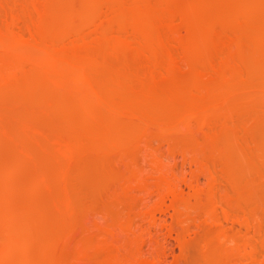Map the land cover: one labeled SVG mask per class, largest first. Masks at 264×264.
<instances>
[{
  "label": "rangeland",
  "instance_id": "obj_1",
  "mask_svg": "<svg viewBox=\"0 0 264 264\" xmlns=\"http://www.w3.org/2000/svg\"><path fill=\"white\" fill-rule=\"evenodd\" d=\"M123 1H125L124 2L125 4L123 3ZM123 1H121V0H119V1L118 0H101V3H100V1L95 0V3H94V0H71V1H69V0H0V28H1L0 33L3 34L2 31H4V30L5 31L11 30V32L9 31V33L10 34L13 33L14 36H17L16 38H18V40L20 41V43L15 42L17 44L16 51L18 53L20 52L19 54L20 55L23 54V56H24V57L19 56L17 52L12 53L11 51L0 46V56H1L0 59L5 58V60L8 61V59H6V58L12 57L11 60L15 61L16 62L15 64H18V66H22V64H23V66L21 67L22 71H20L21 74L19 73L20 75H22V73L23 74L25 73L26 76H29L33 70L32 73H34V72H36L37 74L40 73L41 76H43V74L45 75L44 71H47V70L43 69L44 71H42V68L40 66H36V65L33 66L35 62H33V60L29 57V55H32V53H33V55H35V56L36 55L40 56L45 51L52 49V52L56 51L57 54H60L62 56L60 57V55H57L56 52L54 53L55 55L59 56L61 60H59L58 59L59 57H58L57 58L58 60H55V62L57 64L55 62L52 63V66L55 65L54 68L57 67L56 68L57 70L56 69H53V70L50 69V70L52 72L54 70H56L54 74L56 76L59 75V76L65 77L64 79H66L65 81L67 83L68 77L66 75L69 74L68 72H71L73 70L72 71V74H73L76 71L75 65L73 66L75 69H73V67H71L72 69H70L68 67V65L70 64L69 63L70 61L68 63H66L67 60L71 59V57H72L71 60H73V61L76 60L77 58L78 59L81 58L80 60H82V62L86 63L85 64L86 69L88 70V71L86 70V72L89 73V75L88 74L87 75L90 78V82L84 83V82L80 81L81 85H79L80 82H79V84L75 83L76 86L74 88L76 89L77 85H79V87H80V88L78 87L79 91H78V89H76L78 91V94L82 95V93H84V95H82V96L86 97V99H87V97H89L90 99L89 98L88 99L90 100V103L93 102L91 104L92 105L94 104L93 108H91L89 110H87V108H86V111L84 110V108H79V110L78 109H73V111L71 110L70 111L71 113L69 112V110H65V112L60 111L61 113H58L59 111L57 112L56 109L53 111V108H54L53 106H52L53 108L50 107V109H49V106H51V103L54 104V102L52 101V99L46 98V96L42 97V95H39L42 99L41 100L40 97H38V95L33 96V95H31V93L25 94V92L23 94L22 91H19L20 88H18V91H16V92H14L15 91L14 90L12 92L14 94H12L11 90H10L11 85L8 87L9 89L4 88V91H6V93H8V94L10 92L13 95V97L10 94L9 95L5 94L6 97H4L5 95H3L4 94L3 93L1 95L4 98L2 97L3 100H0V126H1L0 127V134L2 135V136L0 135V138L1 137L3 138V136L6 137V142L3 143L0 141V143L5 144V145L0 144V199H1L0 200V203H1L0 204V211H1L0 220H3L4 222H6L5 221L6 219L11 218V219H13V221L15 219L17 223L20 221L18 224L21 223L20 224L21 228L23 227L25 230L24 229L19 230V228H20L19 227L18 233L20 235V233L25 231L23 233V236L25 239L27 238L26 240L30 241V246H28L29 243H27V246L29 247L28 248L29 251H27V253L29 255H27V253H26L25 254L26 257H24L25 259L26 258L28 259L30 257L29 258L30 261H28L29 264H47L48 261H50L49 262L50 264H105L106 262H107L106 264H109L111 262V260H113L114 262L116 260H118V262L116 261L117 264L118 263L119 264L120 263L121 264H141L142 261H144V262L149 261V262H152V264H205L206 262L203 261L204 259L202 256L204 254L203 253L204 244L202 241L204 240L203 239V238H205L204 234L206 233V231L204 229L205 228L210 229L209 226H211V225H209V223H211V222H210V220H208V216L206 217V215H205L206 213L203 214L205 211H202L199 207L198 209L201 210L199 212V211H197L198 209L195 210V206L197 207V205H199L201 202H203L201 204H203L202 207H204V204L206 205V202L208 200H207V195L204 194L205 191L203 194L201 193L199 195V197L195 194L196 195V197H195V195H192V193L194 191L191 190L190 188H191V184H192V186L202 188V190L203 189L206 190V189H209V188L214 186L215 189L217 190V191L216 190L214 191V193L217 195V196H215V198H216L215 201H217V203L218 202L220 203V204L218 203L219 208L217 207L218 210L216 211L217 212L216 217H218L220 220L218 222H220V224L222 223V225H218L220 227H217V228L221 229L224 233H226V235H228L227 237L229 239L228 238H227L228 240L226 239L228 241V243L227 242H226L227 244L225 243L226 247H227V251H229L230 249H234L235 244L239 242L240 238H242V240L240 239L241 244L240 243H238V244L240 246H242V248H240L241 252H242V249H243V251L246 250L244 254L242 252V259L243 260L241 258H240V260H237V256H238L237 255L235 257L236 262L233 263L234 260L232 258L233 262H230V263L231 264H237V263L238 264H264V151H263L264 150L263 149V147H264V141H263L264 140V138H263L264 137V132H263L264 131V103H262L264 101V86H263L264 85L263 84L264 83V74H261L260 76L257 77L258 74L253 73L254 74L253 75L251 73V71L254 70V67L256 66V64L258 62H260L259 64H257L258 66L260 64H263V66H264V62H263L264 59L261 58L262 56L264 58V51L260 50V52H262V53L260 54V52H259V54H258L259 50L256 51V49H255V51H256L255 52L254 49H252V48H254V46L251 45V46L247 47V43L245 42V41L250 42V40L253 41L251 39L252 37L257 38V36H261L260 38H263L264 37V31L262 32V30L260 28H258L257 24H259V22H256V24L250 23V24H244L243 25V23L240 24L241 22L239 20H238L239 24H236V23H238L237 20L234 21V23H233V21L232 22L225 21L226 25L223 24V26L221 25L222 24V22H221L218 26L217 25L215 26L217 29L214 27L209 31L210 32L212 31L211 36H213L212 37V39L214 38L213 40H215V37L217 36L216 41L217 40L220 41V38H221V40H223L225 42V43L223 42L224 45L227 43L228 46L227 45H226V47L224 46L225 49H223L222 52H220V51L216 52L215 51L214 55H211L212 51L209 52V50H212L213 48L211 49V48L207 47V48H209L207 51V50H205L206 46L203 47V45H202L203 49L205 48L204 50L207 51L206 53H204L205 51H203L201 46H199V49H196V47H195L196 43H194V41H197L199 39L204 40L206 38L208 39V37L211 38V36L209 35L210 32H208V33L204 32L203 33V31L200 32V30H197L196 28H194L195 29L194 34H195V36H197V38H198L197 39L195 36H193L194 34L192 33V31L191 32L189 31L190 30L189 28H191V27L188 28L187 25H183L184 21L181 20L182 19L181 15L183 13H185V11H186V13L189 12L188 7L186 8L189 0H123ZM223 1H225V0H223ZM230 1H232V0H230ZM81 4H82V7H81ZM138 4H140V7ZM123 5L125 7H123ZM86 6H87V8H86ZM50 7L52 8L51 10H50ZM124 8H125V10H123ZM79 9H81V10H79ZM149 9H150V11H149L148 17H149V15L151 17L148 18L149 19L148 23L150 22L148 26H150L151 23L154 20H156L157 17L155 15H158V14L159 15H158L157 21L160 19L161 22L159 20V22H157V23H159V24L161 23V24L159 25L155 21V23L154 22L153 23L156 24L157 27H156V25L154 27V24L152 23V25L150 26L151 30L149 29V27H148V30H146L144 25H143V30H142V26L140 28H139L140 25L136 26L137 22L135 20H140L141 16L139 14L142 12H147ZM122 11H125V12H122ZM135 11L138 14L137 15L136 14L131 15V12H132V14H134V13H136ZM257 12L258 13H256V14L257 15L259 14L260 18L262 19L263 18L262 16L264 14V4L262 5V7H259ZM60 13L64 14V15L61 16ZM121 13H123V16ZM124 13H126V14H124ZM120 14H121V17H120ZM153 14H154V17H153ZM162 14H163V16L166 17L165 20H164L165 17L161 16ZM125 15H127V16H125ZM137 17L139 19H137ZM58 18L60 21L58 20ZM55 19L57 20V22L59 21V25ZM132 19H134V20H132ZM261 19H259V21ZM61 20H63V21H61ZM51 21H52V23H51ZM164 21H167L168 25ZM55 22L57 24H55ZM60 22H62V23H60ZM64 22L66 23V25H64L65 24ZM138 22L141 23V21H138ZM170 22H172L173 24L175 23V24L174 25L170 24ZM180 22H182V23H180ZM143 23L145 24V22H143ZM45 24H48L50 27L53 26L54 28L55 27L57 28V26L58 27L60 26L61 28L60 29L58 28V32H57L56 28L54 30L51 27L53 29L52 30L50 27H48V25H45ZM67 24H70V25H67ZM126 24H127V26H126ZM171 25H173V28H171L172 27ZM226 26H228V27H226ZM255 26L259 30L257 28H255ZM233 27L238 28V29H235ZM106 28H107V30H106ZM220 28H222V29L220 30ZM43 29H45V30H43ZM48 29H49V31H48ZM213 29H215V30H213ZM239 29L241 30V32L239 31ZM145 30H146V32H145ZM158 30H159V32H158ZM256 30H258L257 31L258 33H256ZM50 31H51V33H50ZM147 31H148V34L150 36L148 34H146ZM260 31H261V33H260ZM43 32L46 33L45 37L43 36V35H45V33H43ZM220 32H221V34H220ZM251 32L256 34V35H253ZM9 33H7V36ZM39 33L41 34L44 41L41 40L42 38L39 35ZM143 33L145 34V36ZM158 33H161V34L157 36ZM215 33H218V34L216 35ZM5 34L6 33H4V35ZM204 34H208V35H204ZM106 35H107V37H106ZM161 35H163V37H165V38L162 39ZM221 35H222V37H221ZM237 35H239V36L237 37ZM241 35H242L243 40H244L243 42H241V39H242ZM249 35L250 36L252 35L251 38L249 37ZM55 36H56V38H55ZM234 36H236V37H234ZM190 37L192 38V40ZM44 38H46V39H44ZM50 38H52V39L55 38V40H54L55 41V47L53 44L54 41ZM155 38L159 39L158 42H160L162 39V41H164V45L161 44L162 45V47H161L159 44H157L156 43L157 40ZM232 38L235 40L236 39L240 40V41H237V43H238L237 44L236 41L233 40ZM246 38H250V40H247ZM32 39H33V41H32ZM169 39H171V40H169ZM193 39H197V40H193ZM50 40H52V41H50ZM154 40H156V41H154ZM228 40L230 42H227ZM231 40H232V42H231ZM263 40H264V38H263ZM27 41H29L30 43ZM117 41L119 42V44H115ZM51 42H53L52 43L53 46L49 45V44H51ZM239 42H241V43H239ZM244 42H245V45H242ZM153 43H155L156 45H159L160 47L159 46L157 47ZM232 43H234V44H232ZM170 44H171V46H169ZM200 44H203V43L201 42ZM239 44H241L242 47L239 46ZM187 45H189V46H187ZM232 45H235V46H232ZM153 46L157 47L158 49L156 50V48L155 47L153 48ZM164 46L166 49L164 48ZM243 46H245V47H243ZM40 47H42L45 50H43ZM53 47H54V49H53ZM190 47H191V49H190ZM192 47H194V49H196V50L194 51V49ZM151 49H154V52ZM2 50L4 52L6 50V53L2 52ZM39 50H41V51H39ZM85 50L88 51V54H89L88 56H87V53L84 52ZM150 50L152 53L150 52ZM70 51L72 52V54ZM75 51L76 52L79 51V52H77V54H76ZM155 51L159 55L161 53L160 57H157L158 55H155L156 54ZM161 51H163V52L166 51V52H164V54H162ZM26 52H31V53H26ZM61 52L63 54H61ZM231 52L233 53V55L231 54ZM35 53H37V54H35ZM74 53H75V55H77L75 57L76 59L73 56ZM203 53H204V55H203ZM4 54H5V56H4ZM16 54L18 56H12V55H16ZM102 54L104 55V57H102L103 56ZM206 54H210L208 58H210V57L213 58L215 56L214 60L216 63H220L224 59L226 60L229 58L228 60L231 62V63L229 62L230 65L232 64V66L233 65L238 66V67H236L238 69L233 68L230 70V65H228V68H227L228 70H226V72L230 71L226 75L227 77H228V75H230L231 72L235 73L234 69L236 71H238V70L241 71L242 74H240V72L237 73V74H240L241 76L240 75L237 76L235 74V76L238 77V79L236 78L238 83L235 81L236 79L233 77V75H234L233 73H232L233 74L232 77L234 79L230 78L231 76L228 77V81H226L227 84L225 81H223L224 84L221 82H220L221 84H217L218 83L217 80H219L218 79L219 77L215 76L218 78H217V80H215L216 82L215 81H213V82L217 85H224V86H226V88L223 90H220V91H215L214 93H212L213 95L208 96L207 103L208 104L211 103L210 104L211 107H209V109H207V111H205L203 113H191L192 111H190L191 114H189V115L186 114L184 117H182V119H180L178 117L180 120L177 121V123L175 122V125L176 124L177 125L176 126L174 125L171 128L168 127V129L165 126L166 125L165 122L162 124L161 122L158 123V121H157V123H156L157 126L153 125V122H151L152 125H151V123L149 124L148 122H150L149 120H151V119H149L150 117L149 116L145 117L146 115H149V114H147L146 112H143V111L146 108H148V110H149V108H151V106H153V104L155 105V103H156V101L154 100V99H156L155 95H158L160 93L164 94L163 97L160 95L161 99H163L164 97L169 98L170 96L175 94V90L180 91V93L183 92L184 90H186V91H184V93L186 92L188 94L185 93L186 94L185 95L183 93L181 95L184 97V100H185L186 96L187 97L189 96L187 99H188V102H190L189 101L190 96H191V98H193V96H195V94H198V95L195 96L193 99L194 100L199 99L198 96L200 97V95L202 94V93L200 94V92H204V91L199 92L196 88H194V84H191V83H193V81L197 79L195 76L197 74L196 71L199 72L203 69L205 70V68H206V70L203 72H205V73L207 72L206 74L204 73L206 75V78L203 77L200 82L203 85H208L210 83H213L212 81L211 82H209V81L211 80V78L214 80V77L212 75L214 73V70H213V72L211 71L214 68L210 67L208 65L207 62L209 59L208 58H207L208 60L206 59V57H207V56H205ZM226 54H227V56H226ZM65 55H66V57H69V56L70 57L66 58ZM165 55L168 58L170 56L174 57L176 59V61L174 58H170L168 60V58ZM229 55H230V57H229ZM232 56L234 58H232ZM252 56H254L253 59H255V60L259 59L256 61V64H255V62H252V60H253ZM14 57L21 59V62L18 59V61L20 62V65H19V63H17V60H16L17 58L15 59ZM62 57H65V58H62ZM161 57H162V60H161ZM155 58L156 59L160 58V59L155 60ZM23 59H24V61H25V59L27 60V61H25L26 64L23 63L24 62ZM63 59H67V60H65L66 62H64ZM93 59H94V61H92ZM85 60L88 62V64H87V62H85ZM154 60L156 62H154ZM171 60H174L175 62H177V64L174 63V61H173L171 63V64H173V66H172L170 64ZM260 60H262V61H260ZM161 61H162V63H160ZM163 61L165 63H168L167 66L165 65V63H163ZM30 62H32V63H30ZM89 62H91V63H89ZM100 63H102V64H100ZM104 63H105V65H104ZM157 63H160L161 66H160V64H157ZM15 64L13 63L12 65H14L15 66L14 68L17 69L18 67L16 68ZM174 64H176L175 70H173ZM204 64H206V66L208 65L207 66L208 68ZM56 65H58L59 67ZM156 65H159V67ZM162 65H163V68H162ZM179 65H181V66H179ZM198 65L201 67H198ZM219 65L217 64L218 67L221 66V65L220 66ZM10 66H11V64H10ZM24 66H26V68ZM153 66L154 67L156 66V67L154 68ZM179 67H180V69H179ZM194 67H196V68H194ZM250 67L253 69L251 70ZM14 68H12L13 71H14ZM49 68H51V67H49ZM67 68L69 69V71L66 72ZM168 68H170V69L172 68V71ZM198 68H199V70H198ZM209 68L210 69L212 68V69L208 70ZM244 68H245V70H244ZM19 69L20 68H18L16 70V73H14L10 70V68H9L10 72H8L9 70L7 68L8 71H4V73L5 74L7 73L8 75H9V73H10V75L11 74H17ZM25 69H28V70H25ZM105 69H106V71H105ZM152 69L155 70V73H154V70H152ZM176 69L181 70V72H179V70H176ZM0 70H3L2 67L0 68ZM4 70H6V68ZM60 70H61V72H60ZM63 70H65V71H63ZM159 70H160V72H158ZM25 71H27V72H25ZM28 71H29V73H28ZM173 71H174V73H173ZM47 72H49V71H47ZM52 72L49 74H51V76H53V77H56ZM157 72H158V74H156ZM195 72H196V74H195ZM247 72H249V73H247ZM4 73H3V75H4ZM27 73H28V75H27ZM160 73H161V75H160ZM164 73H166V74H164ZM209 73H210V76H209ZM98 74H101V75L98 76ZM125 74H127V75H125ZM185 74L187 77L185 76ZM22 76L24 77V75H22ZM70 76H72V75H70ZM94 76H95V78H91ZM149 76L151 79L149 78ZM151 76H153V77H151ZM158 76H159V78H158ZM160 76H162L161 79H160ZM191 76H192V80H191ZM208 76H209V78L211 77L209 81L207 78ZM62 77H60L58 79H61ZM108 77L111 79H109ZM126 77H128V78H126ZM194 78H196V79H194ZM251 78H253V79H251ZM64 79L61 80V83L64 82L63 81ZM158 79H160V80H158ZM170 79H171V81H173V82L175 81V82L171 83ZM223 79H225V77ZM223 79L220 78L221 81ZM49 80H46V81H49ZM162 80L164 81V83ZM166 80H167V84H166ZM186 80H188V81H186ZM232 80L234 83L232 82ZM154 81L155 82L159 81L158 83L160 85L158 83H156V84L153 83ZM160 81L162 82V84ZM75 82H78V81H75ZM230 82L233 83L234 85L231 84ZM110 83H113V84H110ZM176 83H179V84H176ZM194 83H195V81H194ZM50 84H51V82H46V85H48L47 87L49 88V86H51L50 88L52 89L53 84H51V85ZM63 84H61V85H63ZM95 84L96 85L98 84V85L94 86ZM146 84H148V86ZM243 84H244V86H243ZM254 84H258V85H254ZM261 84H262V86H261ZM16 85H18V84H16ZM82 85L84 87H82ZM116 85H119L118 86L119 88ZM185 85H186V87L189 86V87H187L188 89L191 87V85L193 87H191L192 89L190 88L189 90L188 89L183 90V87L185 88ZM60 86H58V87L53 86V89H55V90L53 91V89H52V93H53V95H54V93L57 94V95H54L55 97L60 98V96H63V98L61 97V99H64L65 98L64 96L66 95L68 98H65V100H68V101L71 98L70 97L71 93L74 94V96L72 95L73 96L72 99L75 98V96L77 97V95H78L76 93L77 91H73V92L70 91V93H69V91H68L69 89L67 88L68 84H67V86L65 85L63 89ZM107 86H109V87H107ZM150 86H151V88H150ZM172 86L174 87V89L178 88V90L177 89L174 90ZM175 86H177V87H175ZM259 86H261V89H258ZM14 87H15L14 89H16V86H14ZM92 87H94V88H92ZM140 87H141V89H140ZM152 87L155 88V90H153ZM95 88H96V91H97V89H102L103 91H105L104 93L106 96V100L108 102H109V100H112V99H113L112 101H114V102H115V100H117L115 103H118L120 101L121 102L123 101L122 103H124V101L126 99L128 100L130 97L125 98V100H124V99H122L124 97H121V96L123 94L130 95L131 93H133L130 96H134L132 98H135L136 96H138L137 98H135V99H138V100H136L137 103L136 102L134 103V101H135L134 99H132V98H130V99L134 100L133 104L136 105L135 106L136 108L138 105V107L140 108V111L139 110H138L139 112L136 111L137 114L135 112H132L134 115L135 114L137 115V116L136 115L133 116L132 114L129 115V113H131V112H129V113L127 112V111H130L129 108H127L125 111L124 109L126 107H123V106L120 107L118 105L120 107V109L117 110V108H119L118 106L115 107L113 105H110V103H108L106 101L108 103L107 104V103H105V101L103 102L101 100V98L95 96L94 92H96V91L93 92V89H95ZM180 88H182V89H180ZM193 88L195 89V92H197V93H195V92H193L195 94L192 93V91H194ZM262 88H263V90H262ZM58 89H60V90H58ZM65 90H66V92H65ZM138 90H141V91H138ZM158 91H160V92H158ZM188 91H191V93ZM231 92H233V93H231ZM147 94L149 97L151 96L152 98L151 97H150V99L146 98V97H148V96H146ZM225 94L228 97L229 96L230 97L228 98ZM232 94H234V95H232ZM28 95H29V97H28ZM118 95H120V96L118 97ZM215 95H216V97H215ZM105 96H103V97H105ZM142 96H144V97H142ZM160 96H158V97L160 98ZM210 96L212 97V99H210L211 98ZM217 96L223 97L224 99H222V100L224 102L222 101V103H220V101H221L220 99H219V101L215 100L216 98L217 99L219 98ZM32 97H34V98H32ZM35 97H37V99ZM126 97H128V96H126ZM153 97H154V99H153ZM26 98H27V100H26ZM167 98L164 100H168ZM30 99H32V101ZM33 99H35L34 100L35 102L33 101ZM151 99H153V100L150 101ZM187 99H186V101H187ZM225 99H226V101H225ZM28 100L34 104L29 102ZM46 100L52 101V102L46 104V102H47ZM118 100H120V101H118ZM190 100H192V99H190ZM250 100H252V101H250ZM36 101H38V103L43 102L44 104L43 103L38 104ZM153 101H154V103H153ZM230 101H231V104H233L235 102L234 104L236 106L234 104H233V106L229 105L228 103ZM8 102H9V105H12V103L15 102L14 104L19 105L20 107H18L16 105L15 106H9ZM3 103H4V105H3ZM5 103H7V104L5 105ZM22 103L23 104L25 103L26 105L25 104L22 105ZM30 103L32 105H34L35 107L37 105H39V107L41 106L40 108L37 107L38 109L37 108L36 109L37 110L40 109L39 111H43L42 113H44V114L43 115H42V113L39 114V112L37 110L32 108L34 106H32ZM27 104L30 106H28ZM255 104H257V105H255ZM108 105L112 106L113 108L110 109ZM142 105L144 106V108ZM226 105L228 107H226ZM21 106L23 107L22 109H20L19 111L16 110V108L17 109L21 108ZM26 106L28 109L29 108L30 109L28 110L26 108ZM44 106H45V108H44ZM237 106L241 109L240 112H238L239 108ZM218 107H219V109H218ZM6 108H8V109L6 110ZM25 108L27 110H25ZM221 108H223L222 109L223 111L221 110ZM237 108H238V110H237ZM14 109L16 110V112L20 116L22 115V117H24L27 120H24L19 115H17V113L14 111ZM33 109H34V111H33ZM44 109L47 111L49 110L50 113H52V115L51 114L49 115V113L47 111H46L47 112V115H46L45 114L46 112L44 111ZM112 109H113V111H112ZM76 110L80 113L78 114ZM81 110H83L85 112H83ZM115 110H116V112H115ZM123 110L126 112V113L124 112L125 114L123 113ZM35 111H37L38 113H36ZM51 111H53L54 113ZM232 111H234V112H232ZM257 111L259 114L257 113ZM25 112H27V115ZM30 112H32L33 114ZM97 112H98V114H96ZM117 112H120L123 114L121 115L120 113H117ZM172 112L173 111H171L170 113H172ZM187 112L189 113V111H187ZM28 113H30V116L28 115ZM76 113L78 114L77 116H76ZM143 113H146V115H144ZM231 113L234 116L230 115ZM240 113H241V116H239ZM117 114H119L120 116L124 115V117L127 114L128 116H130V119L127 118L128 117L127 115L125 118H123V117L117 116ZM25 115L27 117H25ZM31 115H32V117H31ZM72 115H75V116H72ZM100 115H101V117H99ZM115 115H116V117H115ZM142 115H144V117H142ZM187 115H188V117H187ZM212 115H214L215 117H221L222 116V118L216 119L214 116L211 117ZM226 115L228 117H226ZM35 116H36V118H35ZM38 116H41V117H38ZM60 116H63V117H61V119H63V120L59 119ZM139 116H141V118ZM230 116L233 119V120H231V122L229 121V118H231ZM64 117H65V120H64ZM37 118H40V119L43 118L42 124H40L41 120L39 119L40 120L39 121ZM44 118L46 120H44ZM136 118L138 119V122L140 119L143 122L141 123V121H140L138 123ZM144 118H145V120H144ZM209 118H210V120H209ZM51 119H53V120L51 121ZM56 119L60 120L61 124H62V121H64V124L66 123L65 126H66L67 130L63 126L64 124L61 125L59 123L60 121L58 122ZM72 119L74 122L70 121ZM187 119H189V120H187ZM219 119H221V120H219ZM246 119H248V120H246ZM31 120H32V123L34 122L33 124L31 123ZM36 120H38V121H36ZM78 120H80V121H78ZM23 121H24V123H23ZM49 121L54 122V123H52V126H50L51 124ZM56 121H57V123H56ZM76 121H78L79 123H77ZM103 121L105 123H102ZM123 121H125V123ZM183 121H185V122H183ZM38 122L40 125H38ZM46 122L50 125L46 124ZM109 122H110V124H109ZM261 122H263V123H261ZM15 123H17V125ZM27 123H29V125ZM107 123L109 125H107ZM114 123L118 124L121 127H118V125L116 126ZM137 123L140 126H141V124L145 123L144 125H147V126H142L140 128L137 125ZM178 123H180V124H178ZM191 123H193V124L191 125ZM3 124L5 125V127ZM44 124H45V126H44ZM57 124L61 127V130H60L59 126H57ZM113 124L116 127H114ZM194 124H195V126H194ZM221 124H226V125H224L222 127V126H220ZM46 125H48V126L46 127ZM70 125H72V126H70ZM106 125L110 126V127L113 126L115 129L112 130V128L106 127ZM127 125L129 126L128 128L126 127ZM132 125H135V127L132 128ZM150 125H151V127H150ZM159 125L160 126L164 125L163 127L166 128L167 130L162 128V127H161L162 129H160ZM68 126H69V128H68ZM76 126H77V128H76ZM124 126L126 128H124ZM191 126L193 127V129ZM9 127H10V130H8ZM72 127L74 130L76 128L77 132L74 131L72 129ZM122 127L124 129H128V131L137 135L136 140H138V141H135V137H133V138L128 139V141L126 139L124 141L125 144L123 142L124 145L122 144L121 146H118L120 144L116 141L114 142L113 139H112L113 141H111V139L108 138L107 140L105 139L106 141H104L103 139L100 138L102 140L101 141L97 137L94 138V136H95L93 134L94 131H95L94 133L97 134L98 130L102 131V130H105V128H107V129L110 128L111 129L110 133H112L111 135H113V133H115L114 130H116V135H117V132H118V134L121 133V132H119L120 131L119 129ZM224 127H226L227 129H224ZM11 128H13V129H11ZM56 128H59V129H56ZM85 128H86V130H84ZM180 128H182V129L180 130ZM235 128H236V130H234ZM146 129H148V130H146ZM121 130H123V129H121ZM144 130H145V132H144ZM178 130H180L181 133ZM187 130L188 131L190 130V131L188 132ZM223 130L225 132H220ZM5 131H7V132H5ZM9 131H11V132H9ZM78 131H80V132H78ZM111 131H113V132H111ZM135 131H136V133H135ZM146 131L150 132V135H152V136L148 135L149 133ZM22 132L23 133L26 132V133L23 135ZM61 132L64 135H61L62 134ZM75 132L79 133V135H77ZM106 132H104V133H106ZM164 132L167 134H165ZM172 132H174L173 135H175V138L178 135H180L179 137H177V138H179L178 139L179 141L173 137ZM251 132H253V133H251ZM15 133H17V135ZM29 133H30V135H29ZM33 133H37V134H33ZM54 133H56V134H54ZM70 133L72 135H70ZM73 133H75V134L73 135ZM99 133L97 134V136L100 135ZM104 133H102L103 136H104ZM162 133H164V134H162ZM186 133L188 134V136H186L187 135ZM57 134L60 135L59 138H58ZM80 134H82L81 135V138L83 137L82 140L79 139ZM145 134H146V136L147 135L148 136L146 137ZM153 134H155V135H153ZM184 134H186V135H184ZM211 134H212V136H211ZM218 134H220V135L217 137ZM50 135L53 138H50ZM135 135H133V136H135ZM181 135L183 136V139H182ZM213 135H214V137L216 136L217 139L213 138ZM25 136L26 137L30 136V137H28L30 140L28 138H26ZM40 136H41V138H40ZM73 136H74V138H72ZM84 136H86V138ZM209 136H211L212 138ZM5 137L3 138V140L5 139ZM20 137H22V139ZM70 137H71V139H73L72 141H74V143L71 141ZM100 137H101V135H100ZM106 137L107 136H105V138ZM141 137H143V138H141ZM205 137L206 138L209 137V139L208 138L205 139ZM16 138H19L18 142H17ZM43 138H45V139H43ZM23 139H28V142L31 141V143H29V144H32V145H29L27 140H23ZM38 139H39V141H38ZM74 139H76V140H74ZM92 139H94V141ZM97 139L102 143H99V141ZM172 139L176 140V142L178 141L180 143V146L177 147V144H176V146L173 145V144H175L174 143L175 141H173ZM233 139L235 141H233ZM13 140H14V142H13ZM63 140H66V141L68 140L67 142L71 141L72 142L71 144L72 145L74 144L73 148H75L76 150L74 149V151H72L73 153H71V154H69V152L66 153L65 150L67 151V149H66V143L67 142L63 141ZM80 140H81V142H80ZM95 140H97L98 143H96ZM131 140L135 141L134 145H133V143H131L132 144L131 146H130V143L129 144L127 143V145H126V141L130 142ZM206 140H209V141H206ZM210 140H212V141H210ZM15 141H16V143H19V142L21 144L24 143L23 145H21L19 143L24 148L22 149V147L20 145L15 144ZM24 141L27 142V144ZM77 141L79 142V144ZM239 141H241V142H239ZM63 142L65 145L63 144ZM75 142H77V143H75ZM172 142H173V144H172ZM207 142H213L215 144L211 143L213 145L212 146V145L208 144ZM233 142H235V143H233ZM237 142H239V143H237ZM6 143H8L9 145ZM44 143H47V144L45 145ZM224 143L226 145H224ZM33 144H35V145H33ZM93 144H94V146H93ZM115 144H117V146ZM205 144H206V146H205ZM207 144L212 146V147L207 148V146H208ZM245 144H246V147H245ZM51 145H53V146H51ZM128 145L130 147H128ZM25 146H28V147L30 146V148L26 147L27 149H25ZM46 146H48V147H46ZM76 146H77V148H76ZM125 146H126V148H124ZM181 146L186 149V150L184 149L185 152H182L183 148H181ZM33 147H34V149H32ZM38 147H39V149H38ZM120 147H122V148H120ZM213 147H215V148H213ZM222 147H224V148H222ZM260 147H262V148H260ZM44 148H49V149H44ZM52 148L58 154L53 153ZM62 148H65V150ZM78 148H80L81 150ZM209 148H211V149H209ZM212 148L214 149L213 151H212ZM220 148H221V151H220ZM233 148L234 149L236 148V151ZM244 148H245V150H244ZM114 149H116V150H114ZM128 149H129V152L126 151ZM217 149L219 150V152L217 151ZM238 149H240L242 151V152L240 151V154H241L240 157L242 156L241 159L244 157L243 161H247L249 164H247V162H245L246 165H248V166L250 165L248 167L249 173L248 172L245 173V171H248V168L246 166H245V168H247V169H245V171L243 170L244 169L243 166H241L242 160L240 161V159L238 157L239 156V153H238L239 150ZM38 150H43V151L49 150L48 151L49 154L47 155L46 153H48V152L45 151L46 153L44 152V154H46V155H44L43 151H38ZM77 150H79V151H77ZM225 150H227V152L229 151L228 156L226 155L227 152ZM237 150H238V152H237ZM76 151L79 152V154L76 155V153H75ZM244 151L246 153H244ZM41 152H42V154H41ZM105 152H107V153L105 154ZM201 152H202V154H201ZM191 153H192V155H191ZM259 154H260V156H259ZM224 155L227 156V159L230 157L231 162L229 160H227L228 165H226L227 164L225 162L226 157ZM236 155H238V156H236ZM195 156H197V158H195ZM31 157H32V159H31ZM49 157L51 158V160L49 159L47 162L46 160ZM237 157H238V161H237ZM18 158L19 159L21 158L20 159L21 161L18 160ZM193 159L195 160V162L193 161ZM15 160H17L16 163H15ZM27 160H29V161H27ZM24 161L25 162L27 161L26 162L27 164ZM35 161L38 162L37 165H36ZM45 161H46V163H45ZM200 161L202 164L199 163ZM29 162H30V166L32 168L30 166L27 167L29 165L28 164ZM59 162H60V164H59ZM33 163H34V165H33ZM57 164L61 165V167L59 166L60 169L56 168ZM18 165H21V166H18ZM230 165H232L233 168H231ZM239 165L241 168L239 167ZM24 166L27 168H24ZM253 166H255V167H253ZM19 167H21V168H19ZM63 167H65V168L63 169ZM225 167H227L226 168L227 170H229L230 168L231 169L229 171H227V170H225ZM234 168H235V170H234ZM237 168H240V170ZM21 169H23V170H21ZM61 169H63V170H61ZM25 170H27L26 173H25ZM59 170H60V172H58V174H57V171H59ZM239 171H240V174L236 175V173H239ZM228 172H230V173H228ZM113 173H114V175L111 176ZM209 173H212L213 175L215 173V175L213 177V179L215 178L214 180H211L212 178H210V177H212V175L210 176ZM243 173H245V175H243ZM231 175L234 176L233 182H235V184L231 180V178L233 177ZM235 175H236V177H235ZM243 176H245V178ZM59 177H61L63 180ZM121 177H122V179H121ZM164 177L165 178L168 177V178H166L167 180L170 178V181H172V180L174 181V185L176 184L180 188L179 189L181 191L180 193H182L181 196H183V198H185L184 200H187L186 202L189 203V205L185 204V205H188V209L185 208V206H184L185 210L183 207H180V208H182V211L179 209L182 212V213L180 212L181 214L179 213V215L184 216V217H181V220H182L181 222H179V221L177 222V219H178L177 217L175 220V215H177V216H179V215L177 213H175L176 210H174V208L171 206L172 205L171 199H170L171 197L166 198L167 196L165 197V195L163 197L162 191L160 192V193H162V195H161L159 193L160 189L158 190V188H157L159 186L158 184L163 182V181L160 182L161 178L164 179ZM56 178H58V181ZM38 180L40 183L38 182ZM40 180H42V182H43L42 185H41ZM61 180H62V182H61ZM210 180H211V182L212 181L213 182L211 183ZM47 181L49 183L51 181L52 182L50 184H48ZM58 182L59 183L61 182V183L59 184ZM51 184L56 185V186L55 185L54 186L56 187V189H59L57 191L58 193H56L54 191L55 188ZM211 184L213 186H209ZM130 187H132L133 190L130 191ZM207 187H209V188H207ZM124 190L130 191L129 192L130 194L125 193L128 195L129 198L127 196H126L127 198L124 196V194H123ZM240 190H241V192H240ZM243 191H244V193H242ZM57 195L58 196L60 195L61 198L58 199L59 197H57ZM202 195L205 197H203ZM161 196L163 198H165V200L162 199ZM198 198H199V200H198ZM3 199H6V201ZM54 199L57 201H55ZM119 199H120V201H118ZM124 199H126L127 201ZM1 201H3V202H1ZM66 201H68V202L71 201L70 203L72 205H69V206H71V207H69L70 210H68L69 208H65V205H66V207H68V205L66 204ZM9 202H11V204ZM56 202L57 203L59 202V203L57 204ZM2 203H3V205H2ZM39 204L40 205L44 204V205H42V207H43V209H45V211L43 209H41V206L39 207ZM2 206H3V208H2ZM222 206L224 208H227L226 209L227 212L224 209L226 214H227V217H225L226 214L224 213ZM193 210L195 211L194 214H193V212H194ZM42 211H43V213L47 211L48 212V213L46 212L47 215L45 213L43 214ZM40 212H41V214H43V216L42 215L40 216ZM191 213L193 215H191ZM6 214L9 215L10 217L8 216L9 218L7 217L6 219H4L5 216H7ZM49 214H50L51 219L47 218L49 216ZM52 214H54V215H52ZM55 214L60 215L59 219H58V225L59 226H57V228H56V224H55L57 222V220L56 219L52 220L55 217ZM65 214L67 216H65ZM190 215L193 216L194 219L192 218V220H191L190 218H188ZM44 216L46 218H44ZM40 217L42 219H39ZM56 217L58 218V216H56ZM64 217H66V220L64 219ZM245 217L249 220L248 222H250L248 225L243 223L245 221L244 220ZM1 218H3V219H1ZM187 218H188V220H191V221L190 222L187 221ZM242 218L244 220L243 222L240 221ZM67 219H69L70 221ZM51 221L52 222L56 221L54 223L55 225L52 224L53 229L52 228L51 229L53 231L49 227V226H51L50 225ZM1 222H0V227H1V225H3V223L1 224ZM12 222L10 221L9 223L13 224ZM46 222H49L50 224L47 225L48 223H46ZM182 222H185V223H182ZM9 223H5V225L9 224ZM60 224L62 225V227L60 226ZM212 224H213V222H212ZM45 225L47 226V228ZM10 226L13 227L12 225H10ZM70 226H72V227H70ZM3 227H4V225L2 226V228ZM59 227H60V229H64V234H63V231L59 229ZM183 227H185L184 229H187V233L183 232L181 234ZM214 227L215 226H213L212 228H214ZM8 228L12 229L9 226H8ZM69 228H70V230H69ZM248 228H251V229H248ZM15 229H17V228H15ZM15 229H13V230H15ZM56 229L59 232H61V234H59V232L58 233L55 232ZM184 229H183V231H184ZM215 229H216V227H215ZM47 230L49 233L47 232ZM179 231H180L181 235L178 233ZM198 232L200 234H198ZM15 233H17V232H15ZM18 233H17V235H18ZM66 234H68V236H66ZM49 235L53 236L55 238V239H53L54 242H55V240H57V243L55 242L56 245H55V243L51 244L53 241L49 244V241L52 240V238H53V237L51 238ZM60 235L61 236L65 235V236L60 237ZM242 235H243V237H245L247 235L249 237L247 236L248 239H246V237L243 239ZM180 237H182V239L184 240L185 243L187 241L188 244L186 243L185 245H189V243H190V245H189L190 249H187L185 251L182 248L181 244H179L180 243L179 242ZM18 238H21V237L18 236ZM24 238H22V239L25 243L26 241L24 240ZM232 239H233V241H231ZM46 240H48V241H46ZM245 240L247 242L246 244H245ZM58 241H60V242H58ZM61 241H62V244H64L63 246L61 244ZM33 243H35V244H33ZM58 244L61 245V248H60V245H58ZM249 244H251V245H249ZM33 245H34V247H33ZM252 245H255V247H257V249H256L257 254H258V255H256L257 259H254L255 257L253 255H255V254H251V253L255 252V250L252 252V250L254 249V247ZM245 246H246V248H245ZM252 247H253V249H252ZM26 248L25 249L21 248V249L27 250ZM244 248H245V250H244ZM44 250L47 252L45 253ZM248 253H250V254L248 255ZM20 256H18V257H20ZM34 256L38 257L39 259L35 258ZM199 256L201 259L199 258ZM249 256L252 258L254 257L253 258L254 260H252ZM33 257L37 260L34 261ZM238 257H240V256H238ZM246 257H248V259ZM113 261L111 262L112 264H113ZM227 264H229V263H227Z\"/></svg>",
  "mask_w": 264,
  "mask_h": 264
},
{
  "label": "bare ground",
  "instance_id": "obj_2",
  "mask_svg": "<svg viewBox=\"0 0 264 264\" xmlns=\"http://www.w3.org/2000/svg\"><path fill=\"white\" fill-rule=\"evenodd\" d=\"M69 1H71V0H69ZM98 1H100V3H101V0H98ZM118 1H119V0H118ZM121 1H123V0H121ZM88 2H89V1H88ZM104 2H105V1H104ZM124 2H125V1H123V3H124ZM187 2H188V1H187ZM66 3H67V2H66ZM69 3H70V2H69ZM74 3H75V2H74ZM94 3H95V0H94ZM116 3H117V2H116ZM121 3H122V2H121ZM121 3H120V4H121ZM85 4H86V3H85ZM87 4H88V3H87ZM92 4H93V3H92ZM117 4H118V3H117ZM124 4H125V3H124ZM263 4H264V0H232V1H230V0H228V1H227V0H225V1H223V0H189L188 5L186 6V8L188 7L189 12H187V13H186V11H185V13L182 12L183 14L181 13V14H182V15H181L182 19H181V20H183V21L185 22V23H184V22L182 21V22H183V25H187L188 28L191 27V28H189V29H190L189 31H190V32L192 31L193 34H194V31H195L194 28H196L197 30H200V32L203 31V33H204V32H205V33H206V32L208 33V32H210L209 30H211L212 28H214L216 25L218 26L221 22H222L221 25L223 26V24L226 23L225 21H227V22H232V21H233V23H234V21H236V20H237V21L239 20V21L241 22L240 24L243 23V25H244V24H250V23H251V24H252V23H255V24H256V22H259L260 25L257 24V25H258V28H260V29L262 30V32H263V31H264V14H263V16H262V17H263L262 19L260 18V15H259V14H258V15L256 14V13H258L257 10L259 9V7H262ZM96 5H97V4H96ZM100 5H101V4H100ZM121 5H122V4H121ZM138 5H139V7H140V4H138ZM83 6H84V5H83ZM141 6H142V5H141ZM81 7H82V4H81ZM123 7H125V6L123 5ZM142 7H143V6H142ZM45 8H46V7H45ZM86 8H87V6H86ZM99 8H100V7H99ZM148 8H149V7H148ZM148 8H147V9H148ZM46 9H47V8H46ZM48 9H49V8H48ZM51 9H52V8L50 7V10H51ZM74 9H75V8H74ZM84 9H85V8H84ZM79 10H81V9H79ZM85 10H86V9H85ZM121 10H122V9H121ZM123 10H125V8H124ZM46 11H47V10H46ZM136 11H137V10H136ZM136 11H135V12H136ZM143 11H144V10H143ZM149 11H150V9L147 11L148 13H147V12H142V13H140V14H139V15L141 16V17L139 16V17H140V20H135V21L137 22V23H136V26H137V25H140L139 28L142 26V30H143V25L145 26L146 30H148V27H149V29H150V26L152 25L153 22L155 23V21H156V23H157V22H159V20H160V19H159V20L157 21V18H158V15H159V14H158V15H155V16L157 17V18L155 17L156 20H154V21L151 23V25L148 26L149 23H150V22L148 23V20H149L148 18L151 17L150 15H149V17H148ZM122 12H125V11H122ZM151 12H152V11H151ZM49 13H50V12H49ZM58 13H59V12H58ZM61 13H62V12H61ZM61 13H60V15L63 16L64 14H61ZM63 13H64V12H63ZM81 14H82V13H81ZM90 14H91V13H90ZM121 14H122V16H123V13H121ZM121 14H120V17H121ZM124 14H126V13H124ZM135 14L137 15L138 13L136 12V13L132 14V12H131V15H135ZM142 14H143V15H142ZM150 14H151V13H150ZM58 15H59V14H58ZM66 15H67V14H66ZM69 16H70V15H69ZM125 16H127V15H125ZM161 16H163V14H162ZM51 17H52V16H51ZM55 17H56V16H55ZM117 17H118V16H117ZM117 17H116V18H117ZM153 17H154V14H153ZM163 17H165V16H163ZM170 17H171V16H170ZM62 18H63V17H62ZM65 18H66V17H65ZM70 18H71V17H70ZM70 18H69V19H70ZM132 18H133V17H132ZM134 18H135V17H134ZM155 18H154V19H155ZM66 19H67V18H66ZM117 19H118V18H117ZM135 19H136V18H135ZM137 19H139V18L137 17ZM165 19H166V17L164 18V20H165ZM259 19H261V20L259 21ZM55 20H56V19H55ZM58 20H59V18H58ZM132 20H134V19H132ZM152 20H153V19H152ZM181 20H180V21H181ZM229 20H230V21H229ZM53 21H54V20H53ZM59 21H60V20H59ZM59 21L57 22V20H56V22L58 23V25H59ZM61 21H63V20H61ZM135 21H134V22H135ZM138 21H141V23H139ZM142 21L145 22V24H144ZM173 21H174V20H173ZM239 21H238V23H236V24H239ZM56 22H55V24H57ZM67 22H68V21H67ZM160 22H161V20H160ZM164 22H166V24H167V21H164ZM175 22H176V21H175ZM182 22H180V23H182ZM223 22H224V23H223ZM51 23H52V21H51ZM60 23H62V22H60ZM64 23H65V22H64ZM64 23H63V24H64ZM154 23H153V24H154ZM121 24H122V23H121ZM121 24H120V25H121ZM157 24H159V23H157ZM160 24H161V23H160ZM160 24H159V25H160ZM170 24H173V23L170 22ZM174 24H175V23H174ZM174 24H173V25H174ZM45 25H48V24H45ZM61 25H62V24H61ZM64 25H66V23H65ZM67 25H70V24H67ZM130 25H131V24H130ZM155 25H156V24H154V27H155ZM163 25H164V24H163ZM167 25H168V24H167ZM173 25H171V26H172L171 28H173ZM180 25H181V24H180ZM225 25H226V24H225ZM225 25H224V26H225ZM257 25H256V26H257ZM54 26H55V25H54ZM56 26H57V25H56ZM126 26H127V24H126ZM181 26H182V25H181ZM228 26H229V25H228ZM228 26H226V27H228ZM253 26H254V25H253ZM256 26H255V28H257ZM259 26H260V27H259ZM48 27H50V26L48 25ZM51 27H52L54 30H55V28H56V27L54 28L53 26H51ZM51 27H50V28H51ZM64 27H65V26H64ZM64 27H63V28H64ZM156 27H157V25H156ZM219 27H220V26H219ZM236 27H237V26H236ZM239 27H240V26H239ZM46 28H47V27H46ZM46 28H45V29H46ZM52 28H51V29H52ZM58 28L60 29L61 27H60V26H59V27L57 26V28H56V31H57V32H58ZM145 28H144V29H145ZM188 28H187V29H188ZM192 28H193L194 30H193ZM215 28H216V27H215ZM233 28H235V27H233ZM252 28H253V27H252ZM258 28H257V29H258ZM0 29H1V28H0ZM45 29H43V30H45ZM51 29H50V30H51ZM53 29H52V30H53ZM135 29H136V28H135ZM155 29H156V28H155ZM174 29H175V28H174ZM187 29H186V30H187ZM216 29H217V28H216ZM221 29H222V28H220V30H221ZM224 29H225V28H224ZM235 29H238V28H235ZM241 29H242V28H241ZM2 30H3V29H2ZM52 30H51V31H52ZM106 30H107V28H106ZM124 30H125V29H124ZM142 30H141V31H142ZM146 30H145V32H146ZM150 30H151V29H150ZM160 30H161V29H160ZM213 30H215V29H213ZM258 30H259V29H258ZM258 30H256V33H258V32H257ZM7 31H8V30H6V31H5V30L2 31L3 34L0 33V46H2V47H4L5 49L11 51L12 53H16V52H17V51H16V46H17L16 43H17V42L20 43V41L18 40V38H16L17 36H14L13 33H12L13 35L9 33V31L11 32V30H9L8 32H7ZM48 31H49V29H48ZM51 31H50V33H51ZM136 31H137V30H136ZM239 31L241 32L240 29H239ZM40 32H41V31H40ZM45 32H46V31H45ZM45 32H43V33H45ZM103 32H104V31H103ZM145 32H144V33H145ZM158 32H159V30H158ZM211 32H212V31H211ZM211 32H210V34H209L210 36H211ZM214 32H215V31H214ZM214 32H213V33H214ZM218 32H219V31H218ZM221 32H222V31H221ZM221 32H220V34H221ZM247 32H248V31H247ZM4 33H6V34L4 35ZM7 33H9L8 36H7ZM14 33H15V32H14ZM41 33H42V32H41ZM47 33H48V32H47ZM144 33H143V34H144ZM154 33H155V32H154ZM187 33H188V32H187ZM203 33H202V34H203ZM235 33H236V32H235ZM251 33H252V32H251ZM260 33H261V31H260ZM141 34H142V33H141ZM146 34H148V31H147ZM150 34H151V33H150ZM160 34H161V33H158L157 36L160 35ZM199 34H200V33H199ZM215 34L217 35L218 33H215ZM249 34H250V33H249ZM252 34H253V35H256V34H254V33H252ZM262 34H263V33H262ZM11 35H12V36H11ZM39 35L41 36L40 33H39ZM47 35H48V34H47ZM49 35H50V34H49ZM148 35H149V34H148ZM204 35H208V34H204ZM233 35H234V34H233ZM235 35H236V34H235ZM43 36L45 37V36H46V33H45V35H43ZM144 36H145V34H144ZM149 36H150V35H149ZM161 36H162V39L165 38V37H163V35H161ZM193 36H195V34H194ZM231 36H232V35H231ZM238 36H239V35H237V37H238ZM251 36H252V35H251ZM251 36L249 35L250 38H251ZM18 37H19V36H18ZM34 37H35V36H34ZM51 37H52V36H51ZM53 37H54V36H53ZM106 37H107V35H106ZM167 37H168V36H167ZM195 37L197 38V36H195ZM207 37H208V36H207ZM212 37H213V36H211V38L208 37V39H207V38L204 39L205 41L202 40V39H201L202 41H201L200 39H199V40H200V41H199V40H197L198 38H197V39H193V40H197V41H194V43H196V44H195L196 49H199V46H201L202 49H203L204 46H206V47H205L206 49H205V48H204V49L207 50V51H208L209 48H211V49L213 48L212 50H209V52L212 51V54H211V55H214L215 51H216V52H219V51L222 52L223 49H225L227 43L224 45L225 42H224L223 40H221V38H220V41H219V40L216 41V37H217V36L215 37V40H213L214 38L212 39ZM221 37H222V35H221ZM234 37H236V36H234ZM234 37H233V38H234ZM241 37H242V35H241ZM260 37H261V36H257V38L255 37L256 39L252 37L251 39H252L253 41H251L250 38H246L247 40H250V42L245 41V42L247 43V47L252 45V46H254V48H252V47H251V48L254 49V51H255V49H256V51L259 50V51H258V54H259L260 50L264 51V40H263L264 37H263V38H260ZM15 38H16V39H15ZM23 38H24V37H23ZM38 38H39V37H38ZM41 38H42V36H41ZM55 38H56V36H55ZM55 38H53V39L50 38V39H52V40L54 41ZM108 38H109V37H108ZM158 38H159V37H158ZM158 38H155V39L157 40L156 43L159 44V45L162 47V45H164V41H162V39H161V41L158 42V41H159ZM160 38H161V37H160ZM168 38H169V37H168ZM190 38H191V37H190ZM193 38H194V37H193ZM203 38H204V37H203ZM218 38H219V37H218ZM218 38H217V39H218ZM223 38H224V37H223ZM233 38H232V39H233ZM239 38H240V37H239ZM26 39H27V38H26ZM44 39H46V38H44ZM106 39H107V38H106ZM146 39H147V38H146ZM211 39H212V40H211ZM22 40H23V39H22ZM27 40H28V39H27ZM30 40H31V39H30ZM34 40H35V39H34ZM41 40H43V38H42ZM52 40H50V41H52ZM107 40H108V39H107ZM152 40H153V39H152ZM156 40H154V41H156ZM169 40H171V39H169ZM185 40H186V39H185ZM191 40H192V38H191ZM191 40H190V41H191ZM226 40H227V39H226ZM233 40H235V39H233ZM23 41H24V40H23ZM32 41H33V39H32ZM43 41H44V40H43ZM45 41H46V40H45ZM50 41H49V42H50ZM147 41H148V40H147ZM235 41H236V43H237V41H240V40H237V39H236ZM243 41H244V40H243V37H242L241 42H243ZM15 42H16V43H15ZM27 42H29V41H27ZM104 42H105V41H104ZM104 42H103V43H104ZM149 42H150V41H149ZM168 42H169V41H168ZM183 42H184V41H183ZM201 42H202L203 44H200ZM223 42H224V43H223ZM227 42H230V41L228 40ZM231 42H232V40H231ZM233 42H234V41H233ZM241 42H239V43H241ZM245 42H244L242 45H245ZM29 43H30V42H29ZM52 43H53V42H51V44H49V45H52V46H53V44H54V47H55V41H54L53 44H52ZM107 43H108V42H107ZM122 43H123V42H122ZM122 43H121V44H122ZM145 43H146V42H145ZM145 43H144V44H145ZM194 43H193V44H194ZM115 44H119V42L117 41ZM123 44H124V43H123ZM153 44H155V43H153ZM161 44H162V45H161ZM165 44H166V43H165ZM230 44H231V43H230ZM230 44H229V45H230ZM232 44H234V43H232ZM237 44H238V43H237ZM249 44H250V45H249ZM155 45H156V44H155ZM159 45H156V46L158 47ZM202 45H203V47H202ZM242 45L239 44V46H241V47H242ZM150 46H151V45H150ZM160 46H159V47H160ZM169 46H171V44H170ZM185 46H186V45H185ZM187 46H189V45H187ZM193 46H194V45H193ZM224 46H225V47H224ZM227 46H228V45H227ZM232 46H235V45H232ZM32 47H33V46H32ZM44 47H45V46H44ZM54 47H53V49H54ZM154 47H155V46H153V48H154ZM157 47H155L156 50L158 49ZM167 47H168V46H167ZM207 47H209V48H207ZM243 47H245V46H243ZM4 48H3V49H4ZM40 48H42V47H40ZM45 48H46V47H45ZM48 48H49V47H48ZM50 48H51V47H50ZM164 48H165V46H164ZM168 48H169V47H168ZM168 48H167V49H168ZM192 48L194 49V47H192ZM201 48H200V49H201ZM36 49H37V48H36ZM42 49H43V48H42ZM59 49H60V48H59ZM165 49H166V48H165ZM190 49H191V47H190ZM196 49H194V51H195ZM202 49H201V50H202ZM204 49H203V51H205ZM232 49H233V48H232ZM33 50H34V49H33ZM43 50H45V49H43ZM151 50H153V52H154V49H151ZM151 50H150V52H151ZM34 51H35V50H34ZM36 51H37V50H36ZM39 51H41V50H39ZM54 51H55V50H54ZM192 51H193V50H192ZM192 51H191V52H192ZM207 51H205L204 53H206ZM213 51H214V52H213ZM231 51H232V50H231ZM234 51H235V50H234ZM256 51H255V52H256ZM2 52H4V51L2 50ZM55 52H56V51H55ZM55 52H52V49H51V50L45 51L44 53L42 52L43 54H41L40 56H37V55L35 56V55H33V53H32V55H29V54H28L29 57L33 60V62H35L33 66H35V65H36V66H40V67L42 68V71H44L43 69H46L47 71H49V72H47V71H44V72H45V75H46L50 80H49L44 74H43V76H44V77H43V76H41L40 73H38V74H37L36 72L32 73L33 70H32V72H31L32 74L30 73L29 76H26L25 73H24V74L22 73V75H24V77H23L22 75H20V74H21L20 71H22V70H21V67L23 66V64H22V66H18V64H15V63H16L15 61H12V60H11V59H12L11 56H10L11 58H6V59H8L9 62L6 61L5 58L0 59V68L2 67V69H3V70H0V73H1V74H0V95L3 94V93H4L3 95L8 94V93H6V91H4V88H5V89H9L8 87L11 85V86H12V87L10 86L11 93H12L14 90H15L14 92L18 91V88H20L19 91H22L23 94H24V92H25V94H26V93H31V95H33V96H34V95H36V96L38 95V97H40L39 95H42V97L46 96V98L52 99V101L54 102V104L51 103L52 101H47V100H46V101H47L46 104L51 103V106H49V109H50V107L53 106V107H54V108L52 107V108H53V111L56 109L57 112L59 111L58 113H61L60 111H64V112H65V110H69V112H70L71 110L73 111V109H78V110H79V108H84V110L86 111V108H87V110L93 108L94 104H93V105L91 104V103H93V102L90 103V100H89L90 98H89V97H87V99L89 98V99L87 100L86 97L82 96V95H84V93H82V95H81V94H78V91H79V88H80L79 85H81V82H80V81H82V82H84V83H86V82H90V78L88 77L89 73L86 72V70H87V69H86V65H85L86 63L82 62V60H80L81 58H80V59L77 58L78 60L75 58V57L77 56V55H75V53L77 54V52H79V51H77V52L75 51V53H74V55H73L74 58H75L76 60H74V61L71 60L72 57H71V59H69V60H67V59H63L64 62H66L65 60H67L66 63H68V62L70 61V62H69L70 64H69V65L67 64L68 67H69L70 69H72L71 67H73L74 65H75V68H76L75 73L72 74V71H73V70H72L71 72H68L69 74L71 73L70 75H72V76H70L69 74L66 75V76L68 77V79H67L68 82H67V83H66V81H65L66 79H64L65 77H62V76H59V75L56 76V75L54 74L55 71L57 70V69H56L57 67L54 68L55 65L52 66V63L55 62V60H58V59L61 60L60 57L62 56V55H60V54H57V52H56V54H57V55H60V57L57 56V55H55V54H54ZM67 52H68V51H67ZM70 52H71V51H70ZM73 52H74V51H73ZM84 52L87 53V56L89 55V54H88V51L85 50ZM158 52H159V51H158ZM161 52H162V54H164V52H166V51H164V52L161 51ZM200 52H201V51H200ZM232 52H233V51H232ZM232 52H231V54L233 55ZM4 53H6V50H5ZM17 53H18V52H17ZM19 53H20V52H19ZM19 53H18L19 56L24 57L23 54L20 55ZM21 53H22V52H21ZM23 53H24V52H23ZM26 53H31V52H26ZM85 53H84V54H85ZM90 53H91V52H90ZM151 53H152V52H151ZM155 53H156V51H155ZM159 53H160V52H159ZM169 53H170V52H169ZM204 53H203V55H204ZM236 53H237V52H236ZM239 53H240V52H239ZM261 53H262V52H260V54H261ZM7 54H8V53H7ZM35 54H37V53H35ZM61 54H63V53L61 52ZM66 54H67V53H66ZM71 54H72V52H71ZM80 54H81V53H80ZM172 54H173V53H172ZM172 54H171V55H172ZM199 54H200V53H199ZM229 54H230V53H229ZM234 54H235V53H234ZM18 55L16 54V55H12V56H18ZM102 55H103V54H102ZM152 55H153V54H152ZM155 55H158L157 57H160L161 53H160V55H159L158 53H156ZM169 55H170V54H169ZM173 55H174V54H173ZM209 55H210V54H206V55H205V56H207L206 59L209 57ZM256 55H257V54H256ZM256 55H255V56H256ZM4 56H5V54H4ZM26 56H27V55H26ZM34 56H35V57H34ZM67 56H68V55H67ZM71 56H72V55H71ZM82 56H83V55H82ZM84 56H85V55H84ZM165 56H166V55H165ZM226 56H227V54H226ZM240 56H241V55H240ZM261 56H262V55H261ZM0 57H1V56H0ZM7 57H8V56H7ZM22 57H21V58H22ZM58 57H59V58H58ZM65 57H66V55H65ZM65 57H62V58H65ZM69 57H70V56H69ZM69 57H66V58H69ZM78 57H79V56H78ZM80 57H81V56H80ZM102 57H104V55H103ZM155 57H156V56H155ZM166 57H167V56H166ZM178 57H179V56H178ZM178 57H177V58H178ZM214 57H215V56H214ZM214 57H213V58H211V57L208 58L209 60L207 59V60H208V62H207L208 65H209L210 67H213V68H214V69L211 68L212 70H211L210 68L208 69V70H211L212 72H213V70H214V73L212 74L213 77H214V80H213L211 77H210V78H211V80H210V78H209L210 73H209V76L207 77V78H208V81L210 80L209 82H211V81L213 82V81L217 80L218 77H219V78H218L219 80H220V78L223 79V78L225 77V79H223L222 81H221V80H220V81L217 80V82H218L217 84H221V83L224 84L223 81H225V82L228 81V77L231 76L230 78H233V77H234L235 79H236V78L238 79L237 76H239L240 74H242L241 71H239V70L236 71V70L234 69L235 73L231 72L230 75H228V77H227L226 75L230 72V71H227V72H226V70H228V69H227V68H228V65H230V64H229L230 61L228 60L229 58L226 59V60H225V59H224V60L222 59V60H223V61H222L223 63L220 62V63H221V64H220V63H216V62H215ZM229 57H230V55H229ZM241 57H242V56H241ZM253 57H254V56H252V59H253ZM14 58H15V57H14ZM16 58H17V57H16ZM16 58H15V59H16ZM57 58H58V59H57ZM164 58H165V57H164ZM164 58H163V59H164ZM167 58H168V57H167ZM170 58H174V57H171V56H170V57L168 58V60H169ZM204 58H205V57H204ZM220 58H221V57H220ZM224 58H225V57H224ZM226 58H227V57H226ZM232 58H234V57L232 56ZM242 58H243V57H242ZM255 58H256V57H255ZM261 58L264 59L263 56H262ZM18 59L20 60V62H21V59H20V58H17V59H16V60H17V63H19V65H20V62L18 61ZM159 59H160V58H157V59L155 58V60H159ZM174 59H175V58H174ZM215 59H216V58H215ZM230 59H231V58H230ZM13 60H14V59H13ZM63 60H62V61H63ZM99 60H100V59H99ZM155 60H154V62H156ZM161 60H162V57H161ZM165 60H166V59H165ZM177 60H178V59H177ZM195 60H196V59H195ZM257 60H259V59H256V60L253 59L252 62H255V64H256V61H257ZM23 61H24V59H23ZM25 61H27V60L25 59ZM25 61H24L23 63H25ZM83 61H84V60H83ZM88 61H89V60H88ZM92 61H94V59H93ZM92 61H91V62H92ZM108 61H109V60H108ZM173 61H174V60H171V61H170V64H171ZM175 61H176V59H175ZM175 61H174V63L177 64V62H175ZM216 61H217V60H216ZM260 61H262V60H260ZM10 62H11V63H10ZM85 62H87V61L85 60ZM91 62H89V63H91ZM157 62H158V61H157ZM166 62H167V61H166ZM218 62H219V61H218ZM263 62H264V61H263ZM263 62H262V63H263ZM13 63L16 65V68H17V67L20 68L19 71L17 72V74H11V75H10V73H9V75H8L7 73L5 74L4 71H8L9 68H10V70H11L12 72L16 73V70H17L18 68L15 69V68H14L15 66L12 65ZM30 63H32V62H30ZM55 63H56V62H55ZM59 63H60V62H59ZM160 63H162V61H161ZM160 63H157V64H160ZM163 63H165V62L163 61ZM215 63H216V64H215ZM230 63H231V62H230ZM259 63H260V62H258L257 64H259ZM10 64H11V66H10ZM25 64H26V63H25ZM56 64H57V63H56ZM60 64H61V63H60ZM60 64H59V65H60ZM87 64H88V62H87ZM100 64H102V63H100ZM155 64H156V63H155ZM167 64H168V63H165L166 66H167ZM176 64H174V69H173V70H175V66H176ZM217 64H218V65L220 64L221 66L219 65L220 67H218ZM240 64H241V63H240ZM257 64H256V66L254 67V70L251 71V73H252V74H253V73H254V74H258V75H257V77H258V76H260L261 74H264V66H263V64H260L259 66H258ZM8 65H9V66H8ZM27 65H28V64H27ZM50 65H51V66H50ZM70 65H71V66H70ZM104 65H105V63H104ZM153 65H154V64H153ZM163 65H164V64H163ZM163 65H162V68H163ZM171 65L173 66V64H171ZM171 65H170V66H171ZM201 65H202V64H201ZM204 65L206 66V64H204ZM208 65H207V66H208ZM253 65H254V64H253ZM7 66H8V67H7ZM31 66H32V65H31ZM31 66H30V67H31ZM56 66H58V65H56ZM60 66H61V65H60ZM91 66H92V65H91ZM93 66H94V65H93ZM98 66H99V65H98ZM156 66L159 67V65H156ZM156 66H155V67H156ZM160 66H161V64H160ZM179 66H181V65H179ZM207 66H206V67H207ZM216 66H217V67H216ZM233 66H234V65H233ZM233 66H232V64L230 65V70L233 69V68L238 67V66H234V67H233ZM250 66H251V65H250ZM24 67L26 68V66H24ZM49 67H51V68H49ZM58 67H59V66H58ZM64 67H65V66H64ZM153 67H154V66H153ZM155 67H154V68H155ZM188 67H189V66H188ZM198 67H201V66L198 65ZM231 67H232V68H231ZM5 68H6V70H4ZM7 68H8V70H7ZM12 68H14V71H13ZM75 68L73 67V69H75ZM100 68H101V67H100ZM194 68H196V67H194ZM207 68H208V67H207ZM50 69H51V70L56 69V70H54V71L52 72ZM168 69H170V68H168ZM179 69H180V67H179ZM179 69H176V70H179ZM181 69H182V68H181ZM201 69H202V68H201ZM236 69H238V68H236ZM239 69H240V68H239ZM248 69H249V68H248ZM250 69L252 70L253 68L250 67ZM10 70H9L8 72H10ZM25 70H28V69H25ZM29 70H30V69H29ZM38 70H39V69H38ZM100 70H101V69H100ZM152 70H154V69H152ZM170 70L172 71V68H171ZM198 70H199V68H198ZM205 70H206V68H205ZM205 70L203 69V70H201V71L203 72V71H205ZM244 70H245V68H244ZM1 71H2V72H1ZM40 71H41V70H40ZM63 71H65V70H63ZM63 71H62V72H63ZM67 71H69L68 68L66 69V72H67ZM87 71H88V70H87ZM92 71H93V70H92ZM105 71H106V69H105ZM201 71H199V72L196 71L197 74H196V72H195V74H196L195 76H196L197 79L194 78V79H196V80H194L195 83H194V81H193V83H191V84H194V88H196L199 92H200V91H204V92H200V94L202 93L204 96L201 94V95H200V97L202 96L201 98L198 96L199 99H195V100H194L193 98H194L195 96H197L198 94H195V93H197V92H195V89L193 88L194 91H192V90H191V91H192V93L195 92V93H193V94H195V96H193V98H191V96H190V99H192V100L189 99L190 102H188V99H187V98H188L189 96H188V97L186 96V98H185V100H184V97L181 96V95L184 93V91H186V90H184V89H188L187 87H189V86L186 87V85H185V88L183 87V90H184V91L181 92V93H180V91H176V90H175V89L178 90V88H175V89H174V87L172 86L173 89L175 90V94H173V93H174V92H173V93H172V94H173L172 96H170V97L168 96L169 98L164 97L163 99H161V96L163 97L164 94H161V93H160V94H158V95H155L156 99H154V97H153V99L156 101L155 105L153 104V106H151V108H149V110H148V108H146L148 111H147L146 109H144V111L141 109L143 112H146L147 114H149V115H146V113H143L144 115H146L145 117H148V116L150 117L149 119H151V120H149L150 122H148V123L150 124L151 122H153V125H156V126H157V124H156L157 121H158V123L161 122L162 124L165 122L166 125H165V124H164V125H165L166 128L168 129V127H170V128L173 127V126L175 125V122L177 123V121H179L180 119H182V117H184L186 114L189 115V114H191V113H203V112L207 111V109H209V107H211V106H210L211 103H210V104L207 103V101H208V96H209V95H213L212 93H214L215 91H220V90L225 89L226 86H224V85H217V84H215L214 82H213V83H210V84H208V85H203L200 81H201V79H202L203 77L206 78V75H205V74H206L207 72H206V73H205V72L202 73ZM25 72H27V71H25ZM51 72H52L57 78L51 76V74H49V73H51ZM60 72H61V70H60ZM107 72H108V71H107ZM121 72H122V71H121ZM158 72H160V70H159ZM158 72H157L156 74H158ZM168 72H169V71H168ZM179 72H181V70H179ZM212 72H211V73H212ZM238 72H240V74H237ZM243 72H244V71H243ZM255 72H256V73H255ZM3 73H4V75H3ZM19 73H20V74H19ZM28 73H29V71H28ZM28 73H27V75H28ZM96 73H97V72H96ZM122 73H123V72H122ZM154 73H155V70H154ZM173 73H174V71H173ZM173 73H172V74H173ZM182 73H183V72H182ZM193 73H194V72H193ZM204 73H205V74H204ZM232 73H233L234 75H233ZM247 73H249V72H247ZM18 74H19V75H18ZM87 74H88V75H87ZM103 74H104V73H103ZM108 74H109V73H108ZM164 74H166V73H164ZM164 74H163V75H164ZM168 74H169V73H168ZM180 74H181V73H180ZM189 74H190V73H189ZM235 74H236L237 76H235ZM254 74H253V75H254ZM48 75H49V76H48ZM99 75H101V74H98V76H99ZM125 75H127V74H125ZM152 75H153V74H152ZM160 75H161V73H160ZM169 75H170V74H169ZM191 75H192V74H191ZM207 75H208V74H207ZM232 75H233V77H232ZM131 76H132V75H131ZM131 76H130V77H131ZM156 76H157V75H156ZM177 76H178V75H177ZM185 76H186V74H185ZM185 76H184V77H185ZM189 76H190V75H189ZM193 76H194V75H193ZM215 76H218V77H215ZM240 76H241V75H240ZM255 76H256V75H255ZM60 77H62V78H61V79H58V78H60ZM67 77H66V78H67ZM69 77H70V78H69ZM151 77H153V76H151ZM161 77H162V76H160V79H161ZM163 77H164V76H163ZM186 77H187V76H186ZM226 77H227V78H226ZM251 77H252V76H251ZM91 78H95V76H94V77H91ZM108 78H109V77H108ZM126 78H128V77H126ZM149 78H150V76H149ZM156 78H157V77H156ZM158 78H159V76H158ZM182 78H183V77H182ZM188 78H189V77H188ZM205 78H204V79H205ZM234 78H233V79H234ZM62 79H64V80H63L64 82L61 83V80H62ZM105 79H106V78H105ZM109 79H111V78H109ZM150 79H151V78H150ZM152 79H153V78H152ZM160 79H158V80H160ZM175 79H176V78H175ZM189 79H190V78H189ZM237 79L235 80L236 82H237ZM239 79H240V78H239ZM251 79H253V78H251ZM254 79H255V78H254ZM258 79H259V78H258ZM46 80H49V81H46ZM121 80H122V79H121ZM128 80H129V79H128ZM178 80H179V79H178ZM191 80H192V76H191ZM206 80H207V79H206ZM247 80H248V79H247ZM75 81H78V82H75ZM101 81H102V80H101ZM126 81H127V80H126ZM142 81H143V80H142ZM149 81H150V80H149ZM156 81H157V80H156ZM162 81H163V80H162ZM170 81H171V79H170ZM176 81H177V80H176ZM186 81H188V80H186ZM240 81H241V80H240ZM251 81H252V80H251ZM260 81H261V80H260ZM46 82H51V84H53V85H52V89H53V86L58 87V86H60L61 84L64 83L63 85L60 86V87L63 89L64 86H65V85L67 86V84H68V87H67V88L69 89V90H68L69 93H70V91L73 92V91H77L76 89H78V91L76 92L78 95H77V97L75 96V98L72 99V97L74 96V94L71 93V96H70V97H71V98H70L71 100L69 99V101H68V100H65V98H68L65 94H64V95H65V96H64V97H65L64 99H61V97L63 98V96H60V98L55 97L54 95H57V94L54 93V95H53V93H52V89L50 88L51 86H49V88H48V87H47L48 85H46ZM79 82H80V84H79ZM95 82H96V81H95ZM109 82H110V81H109ZM112 82H113V81H112ZM137 82H138V81H137ZM158 82H159V81H158ZM158 82H155V81H154L153 83L156 84V83H158ZM160 82H161V81H160ZM168 82H169V81H168ZM172 82H173V81H171V83H172ZM174 82H175V81H174ZM174 82H173V83H174ZM177 82H178V81H177ZM182 82H183V81H182ZM206 82H207V81H206ZM215 82H216V81H215ZM220 82H221V83H220ZM232 82H233V80H232ZM12 83H13V84H12ZM60 83H61V84H60ZM65 83H66V84H65ZM75 83H76V84H77V83L79 84V85H77V88H76V89L74 88V87L76 86ZM101 83H102V82H101ZM113 83H114V82H113ZM113 83H110V84H113ZM119 83H120V82H119ZM132 83H133V82H132ZM140 83H141V82H140ZM143 83H144V82H143ZM150 83H151V82H150ZM163 83H164V81H163ZM169 83H170V82H169ZM180 83H181V82H180ZM187 83H188V82H187ZM230 83H231V82H230ZM230 83H229V84H230ZM233 83H234V82H233ZM233 83H231V84H233ZM237 83H238V82H237ZM252 83H253V82H252ZM254 83H255V82H254ZM261 83H262V82H261ZM16 84H18L19 86L16 85ZM44 84H45L46 86H45ZM51 84H50V85H51ZM99 84H100V83H99ZM117 84H118V83H117ZM126 84H127V83H126ZM133 84H134V83H133ZM141 84H142V83H141ZM158 84H159V83H158ZM161 84H162V82H161ZM166 84H167V80H166ZM176 84H179V83H176ZM176 84H175V85H176ZM189 84H190V83H189ZM226 84H227V82H226ZM226 84H225V85H226ZM258 84H259V83H258ZM258 84H254V85H258ZM263 84H264V83H263ZM73 85H74V86H73ZM97 85H98V84H97ZM97 85L95 84L94 86H97ZM119 85H120V84H119ZM119 85H116V86L118 87ZM130 85H131V84H130ZM138 85H139V84H138ZM146 85L148 86V84H146ZM151 85H152V84H151ZM159 85H160V84H159ZM159 85H158V86H159ZM180 85H181V84H180ZM233 85H234V84H233ZM252 85H253V84H252ZM252 85H251V86H252ZM14 86H16V89H14V88H15ZM62 86H63V87H62ZM142 86H143V85H142ZM153 86H154V85H153ZM163 86H164V85H163ZM177 86H178V85H177ZM177 86H175V87H177ZM239 86H240V85H239ZM243 86H244V84H243ZM261 86H262V84H261ZM261 86H259L258 89H261ZM263 86H264V85H263ZM60 87H59V88H60ZM78 87H79V88H78ZM82 87H84V86L82 85ZM104 87H105V86H104ZM107 87H109V86H107ZM120 87H121V86H120ZM154 87H155V86H154ZM172 87H171V88H172ZM191 87H193V86L191 85ZM191 87H190V88H191ZM241 87H242V86H241ZM257 87H258V86H257ZM92 88H94V87H92ZM118 88H119V87H118ZM150 88H151V86H150ZM152 88H153V87H152ZM165 88H166V87H165ZM190 88H189V89H190ZM238 88H239V87H238ZM12 89H13V90H12ZM56 89H57V88H56ZM107 89H108V88H107ZM115 89H116V88H115ZM140 89H141V87H140ZM146 89H147V88H146ZM160 89H161V88H160ZM166 89H167V88H166ZM180 89H182V88H180ZM189 89H188V90H189ZM191 89H192V88H191ZM255 89H256V88H255ZM10 90H9V91H10ZM54 90H55V89H53V91H54ZM58 90H60V89H58ZM66 90H67V89H66ZM66 90H65V92H66ZM82 90H83V89H82ZM108 90H109V89H108ZM153 90H155V88H153ZM161 90H162V89H161ZM197 90H196V91H197ZM253 90H254V89H253ZM262 90H263V88H262ZM68 91H67V92H68ZM85 91H86V90H85ZM94 91H96V88L93 89V92H94ZM111 91H112V90H111ZM121 91H122V90H121ZM138 91H141V90H138ZM138 91H137V92H138ZM169 91H170V90H169ZM191 91H188V92L191 93ZM224 91H225V90H224ZM56 92H57V91H56ZM65 92H64V93H65ZM104 92H105V91H103L102 89H97V91L94 92V95L97 96V97H99V98H101V100H102L103 102L105 101V103H107L108 101L106 100V96H105V93H104ZM158 92H160V91H158ZM161 92H162V91H161ZM262 92H263V91H262ZM11 93L9 92L10 95L14 94V93H12V94H11ZM17 93H18V92H17ZM20 93H21V92H20ZM57 93H58V92H57ZM74 93H75V92H74ZM80 93H81V92H80ZM90 93H91V92H90ZM139 93H140V92H139ZM148 93H149V92H148ZM166 93H167V92H166ZM166 93H165V94H166ZM185 93H186V92H185ZM185 93H184V94H185ZM190 93H189V94H190ZM231 93H233V92H231ZM231 93H230V94H231ZM247 93H248V92H247ZM9 94H8V95H9ZM15 94H16V93H15ZM88 94H89V93H88ZM132 94H133V93H131L130 95H132ZM145 94H146V93H145ZM145 94H144V95H145ZM149 94H150V93H149ZM152 94H153V93H152ZM186 94H188V93H186ZM186 94H185V95H186ZM222 94H223V93H222ZM238 94H239V93H238ZM19 95H20V94H19ZM21 95H22V94H21ZM29 95H30V94H29ZM29 95H28V97H29ZM68 95H69V94H68ZM72 95H73V96H72ZM80 95H81V96H80ZM114 95H115V94H114ZM116 95H117V94H116ZM130 95H128V94H127V95L123 94L121 97H124V98H122V99H124V100H125V98H129V97L132 98V97H134V96H130ZM134 95H135V94H134ZM139 95H140V94H139ZM150 95H151V94H150ZM160 95H161V96H160ZM185 95H184V96H185ZM225 95H226V94H225ZM232 95H234V94H232ZM103 96H105V97H103ZM107 96H108V95H107ZM119 96H120V95H118V97H119ZM126 96H128V97H126ZM146 96H148V94H147ZM153 96H154V95H153ZM158 96H160V98H159ZM165 96H166V95H165ZM226 96H227V95H226ZM2 97H3V96L1 95V96H0V98H1L0 100H3ZM4 97H6V95H5ZM4 97H3V98H4ZM12 97H13V95H12ZM14 97H15V96H14ZM17 97H18V96H17ZM30 97H31V96H30ZM121 97H120V98H121ZM137 97H138V96H136L135 98H137ZM142 97H144V96H142ZM150 97H151V96H150ZM150 97L148 96V97H146V98H149V99H150ZM210 97H211V96H210ZM215 97H216V95H215ZM217 97H219V96H217ZM224 97H225V96H224ZM227 97H228V96H227ZM227 97H226V98H227ZM229 97H230V96H229ZM229 97H228V98H229ZM32 98H34V97H32ZM35 98L37 99V97H35ZM46 98H45V99H46ZM93 98H94V97H93ZM116 98H117V97H116ZM130 98H129L128 100L126 99V100L124 101V103H122L123 101L121 102L120 100H118V101H120V102L115 103L117 100H115V102H114V101H112L113 99L111 98L112 100H109V99H108V100H109L108 103H110V105H113V106H115V107L118 106V105H119L120 107H122V106H123V107H126V108L124 109L125 111H126L127 108H129L130 111H127L128 113L131 112V113H129V115L132 114L133 116H135V115L137 114L136 111H138V110L140 111V108L138 107V105H137V108H136V107H135L136 105L133 104V101L135 100V101H134V103H135L136 100H138V99L132 98V99H134V100H132V99H130ZM151 98H152V97H151ZM166 98H167L168 100H164V99H166ZM213 98H214V97H213ZM233 98H234V97H233ZM6 99H7V98H6ZM13 99H14V98H13ZM13 99H12V100H13ZM38 99H39V98H38ZM40 99H41V97H40ZM49 99H48V100H49ZM153 99H151L150 101H152ZM186 99H187V101H186ZM210 99H212V97H211ZM219 99L221 100L220 103H222V101H223L222 99H224V98L220 96L218 99L216 98L215 100H218V101H219ZM9 100H10V99H9ZM26 100H27V98H26ZM30 100L32 101V99H30ZM34 100H35V99H33V101H34ZM41 100H42V99H41ZM139 100H140V99H139ZM10 101H11V100H10ZM10 101H9V102H10ZM13 101H14V100H13ZM18 101H19V100H18ZM28 101H29V100H28ZM28 101H27V102H28ZM31 101H29V102H31ZM43 101H44V100H43ZM106 101H107V102H106ZM150 101H149V102H150ZM225 101H226V99H225ZM233 101H234V100H233ZM233 101H232V102H233ZM235 101H236V100H235ZM250 101H252V100H250ZM9 102H8V105H9ZM34 102H35V101H34ZM36 102L38 103V101H36ZM44 102H45V101H44ZM111 102H112V103H111ZM223 102H224V101H223ZM236 102H237V101H236ZM10 103H11V102H10ZM14 103H15V102H14ZM14 103H12V105H9V106H15L16 104H14ZM31 103H32V102H31ZM31 103H30V104H31ZM39 103H43V102H39ZM39 103H38V104H39ZM108 103H107V104H108ZM121 103H122V104H121ZM136 103H137V102H136ZM153 103H154V101H153ZM220 103H219V104H220ZM234 103H235V102H234ZM234 103H233V104H234ZM250 103H251V102H250ZM254 103H255V102H254ZM262 103H264V101H263ZM6 104H7V103H5V105H6ZM13 104H14V105H13ZM24 104H25V103H24ZM24 104L22 103V105H24ZM28 104H29V103H28ZM28 104H27V105H28ZM32 104H34V103H32ZM32 104H31V105H32ZM43 104H44V103H43ZM216 104H217V103H216ZM216 104H215V105H216ZM228 104L231 105V106H233V104H231V101H230ZM236 104H237V103H236ZM3 105H4V103H3ZM25 105H26V104H25ZM35 105H36V104H35ZM145 105H146V104H145ZM150 105H151V104H150ZM213 105H214V104H213ZM234 105H235V104H234ZM255 105H257V104H255ZM262 105H263V104H262ZM16 106L20 107L19 105H16ZM28 106H30V105H28ZM32 106H34V105H32ZM42 106H43V105H42ZM97 106H98V105H97ZM101 106H102V105H101ZM108 106H109V105H108ZM119 106H118V107H119ZM142 106H143V105H142ZM235 106H236V105H235ZM235 106H234V107H235ZM252 106H253V105H252ZM258 106H259V105H258ZM37 107L40 108L41 106L39 107V105H37L36 107L34 106V107H32V108H34L35 110H37V109H38ZM47 107H48V106H47ZM47 107H46V108H47ZM106 107H107V106H106ZM120 107L117 108V110L120 109ZM221 107H222V106H221ZM224 107H225V106H224ZM226 107H228V106L226 105ZM226 107H225V108H226ZM237 107H238V106H237ZM22 108H23V107L21 106V108H18V109L16 108V110L19 111V110L22 109ZM26 108H27V106H26ZM26 108H25V110L28 109V108H27V109H26ZM36 108H37V109H36ZM44 108H45V106H44ZM109 108L111 109V108H113V107H112V106H109ZM138 108H139V109H138ZM141 108H142V107H141ZM143 108H144V106H143ZM225 108H224V109H225ZM238 108H239V107H238ZM238 108H237V110H238ZM7 109H8V108H6V110H7ZM29 109H30V108H29ZM29 109H28V110H29ZM34 109H33V111H34ZM99 109H100V108H99ZM114 109H115V108H114ZM129 109H128V110H129ZM214 109H215V108H214ZM218 109H219V107H218ZM222 109H223V108H221V110H222ZM226 109H227V108H226ZM226 109H225V110H226ZM234 109H235V108H234ZM260 109H261V108H260ZM10 110H11V109H10ZM16 110L14 109L15 112H16ZM23 110H24V109H23ZM25 110H24V111H25ZM39 110H40V109H39ZM39 110H37V111L39 112V114L43 112V111H39ZM42 110H43V109H42ZM51 110H52V109H51ZM92 110H93V109H92ZM100 110H101V109H100ZM121 110H122V109H121ZM124 110H123V113L125 112ZM131 110H132V111H131ZM231 110H232V109H231ZM254 110H255V109H254ZM262 110H263V109H262ZM14 111H13V112H14ZM37 111H35V112L38 113ZM44 111L46 112L47 110L44 109ZM53 111H51V112H53ZM56 111H55V112H56ZM76 111H77V110H76ZM81 111H83V110H81ZM85 111H83V112H85ZM112 111H113V109H112ZM139 111H138V112H139ZM142 111H141V112H142ZM171 111H173V112H172L173 114L170 113ZM187 111H189V113H188ZM190 111H192V112L190 113ZM208 111H209V110H208ZM210 111H211V110H210ZM222 111H223V110H222ZM240 111H241V109L239 108V111H238V112H240ZM15 112H14V113H15ZM35 112H34V113H35ZM47 112L49 113V115H50V114L52 115V113H50L49 110H48ZM47 112L45 113L46 115H47ZM74 112H75V111H74ZM93 112H94V111H93ZM105 112H106V111H105ZM115 112H116V110H115ZM132 112H135L136 114L134 115ZM141 112H140V113H141ZM174 112H175V113H174ZM215 112H216V111H215ZM232 112H234V111H232ZM11 113H12V112H11ZM16 113H17V112H16ZM20 113H21V112H20ZM25 113H26V115H27V112H25ZM30 113H32V112H30ZM30 113H28L29 116H30ZM53 113H54V112H53ZM70 113H71V112H70ZM77 113L79 114L80 112L77 111ZM77 113H76V116L78 115ZM102 113H103V112H102ZM117 113H120V112H117ZM123 113H120V114L122 115ZM125 113H126V112H125ZM125 113H124V114H125ZM128 113H127V114H128ZM176 113H177V114H176ZM181 113H182V114H181ZM183 113H184V114H183ZM242 113H243V112H242ZM257 113H258V111H257ZM12 114H13V113H12ZM23 114H24V113H23ZM32 114H33V113H32ZM43 114H44V113H42V115H43ZM84 114H85V113H84ZM84 114H83V115H84ZM96 114H98V112H97ZM127 114H126V115H127ZM141 114H142V113H141ZM141 114H140V115H141ZM175 114H176V115H175ZM213 114H214V113H213ZM258 114H259V113H258ZM17 115H19V114L17 113ZM26 115H25V117H27ZM34 115H35V114H34ZM62 115H63V114H62ZM80 115H81V114H80ZM126 115H125V117H126ZM144 115H142V117H144ZM179 115H180V116H179ZM188 115H187V117H188ZM205 115H206V114H205ZM219 115H220V114H219ZM230 115L234 116L232 113H231ZM242 115H243V114H242ZM15 116H16V115H15ZM19 116H20V115H19ZM23 116H24V115H23ZM29 116H28V117H29ZM65 116H66V115H65ZM72 116H75V115H72ZM102 116H103V115H102ZM112 116H113V115H112ZM117 116L125 118L124 115H123V116H120L119 114H117ZM127 116H128V115H127ZM133 116H132V117H133ZM136 116H137V115H136ZM213 116H214V115H212L211 117H213ZM239 116H241V113L239 114ZM17 117H18V116H17ZM20 117L23 118L24 120H27V119H25L24 117H22V115H21ZM31 117H32V115H31ZM38 117H41V116H38ZM46 117H47V116H46ZM51 117H52V116H51ZM53 117H54V116H53ZM61 117H63V116H60L59 119H61ZM99 117H101V115H100ZM110 117H111V116H110ZM115 117H116V115H115ZM139 117L141 118V116H139ZM178 117H179L180 119H179ZM187 117H186V118H187ZM209 117H210V116H209ZM214 117H215V116H214ZM223 117H224V116H223ZM226 117H228V116L226 115ZM230 117H231V116H230ZM15 118H16V117H15ZM35 118H36V116H35ZM35 118H34V119H35ZM47 118H48V117H47ZM66 118H67V117H66ZM74 118H75V117H74ZM77 118H78V117H77ZM127 118L130 119V116H128ZM203 118H204V117H203ZM215 118H216V119H217V118H222V116H221V117H215ZM224 118H225V117H224ZM240 118H241V117H240ZM16 119H17V118H16ZM37 119L39 120L40 118H37ZM42 119H43V118L40 119V120H41V123H40V124H42V122H43ZM49 119H50V118H49ZM108 119H109V118H108ZM136 119H137V118H136ZM146 119H147V118H146ZM184 119H185V118H184ZM211 119H212V118H211ZM18 120H19V119H18ZM18 120H17V121H18ZM38 120H36V121H38ZM40 120H39V121H40ZM44 120H46V119L44 118ZM52 120H53V119H51V121H52ZM56 120H57L58 122L60 121V120H58V119H56ZM61 120H63V119H61ZM64 120H65V117H64ZM109 120H110V119H109ZM109 120H108V121H109ZM119 120H120V119H119ZM132 120H133V119H132ZM144 120H145V118H144ZM147 120H148V119H147ZM152 120H153V121H152ZM187 120H189V119H187ZM201 120H202V119H201ZM209 120H210V118H209ZM212 120H213V119H212ZM219 120H221V119H219ZM231 120H233L232 117L229 118V121H230V122H231ZM246 120H248V119H246ZM21 121H22V120H21ZM36 121H35V122H36ZM57 121H56V123H57ZM70 121H73V119L70 120ZM78 121H80V120H78ZM78 121H76V122L79 123ZM104 121H105V120H104ZM104 121H103L102 123H105ZM112 121H113V120H112ZM134 121H135V120H134ZM140 121H141V119L139 120V122H140ZM155 121H156V122H155ZM185 121H186V120H185ZM185 121H183V122H185ZM25 122H26V121H25ZM47 122H48V121H47ZM47 122H46V124H48ZM49 122H50V121H49ZM73 122H74V121H73ZM114 122H115V121H114ZM123 122L125 123V121H123ZM135 122H136V121H135ZM137 122H138V119H137ZM139 122H138V123H139ZM142 122H143V121H141V123H142ZM146 122H147V121H146ZM154 122H155V123H154ZM181 122H182V121H181ZM17 123H18V122H17ZM17 123H15V124L17 125ZM23 123H24V121H23ZM31 123H32V120H31ZM31 123H30V124H31ZM33 123H34V122H33ZM33 123H32V124H33ZM52 123H54V122H50L51 125H50V124H48V125L52 126ZM59 123L61 124V121H60ZM59 123H58V124H59ZM95 123H96V122H95ZM133 123H134V122H133ZM138 123H137V125H138L140 128H141L142 126H147V125H144L145 123H144V124H141V126H140ZM193 123H194V122H193ZM193 123H191V125H192ZM210 123H211V122H210ZM261 123H263V122H261ZM4 124H5V123H4ZM4 124H3V125H4ZM21 124H22V123H21ZM27 124L29 125V123H27ZM40 124H39V122H38V125H40ZM58 124H57V126H59ZM62 124H64V121H62ZM62 124H61V125H62ZM65 124H66V123H65ZM65 124H64L63 126L66 128ZM70 124H71V123H70ZM100 124H101V123H100ZM109 124H110V122H109ZM109 124L107 123V125H109ZM114 124H115V123H114ZM114 124H113L114 127H116V126L118 125V124H115V125H116V126H115ZM178 124H180V123H178ZM7 125H8V124H7ZM48 125H46V127H47ZM67 125H68V124H67ZM85 125H86V124H85ZM92 125H93V124H92ZM107 125H106V127H110V126H107ZM122 125H123V124H122ZM151 125H152V123H151ZM151 125H150V127H151ZM164 125H163V126H164ZM176 125H177V124H176ZM176 125H175V126H176ZM224 125H226V124H221L220 126L223 127ZM238 125H239V124H238ZM9 126H10V125H9ZM42 126H43V125H42ZM44 126H45V124H44ZM53 126H54V125H53ZM70 126H72V125H70ZM113 126L110 127V128H112V130L115 129ZM138 126H137V127H138ZM159 126H160V125H159ZM163 126H160V129L164 128ZM187 126H188V125H187ZM194 126H195V124H194ZM207 126H208V125H207ZM242 126H243V125H242ZM252 126H253V125H252ZM0 127H1V126H0ZM4 127H5V125H4ZM6 127H7V126H6ZM11 127H12V126H11ZM15 127H16V126H15ZM35 127H36V126H35ZM74 127H75V126H74ZM118 127H121V126L118 125ZM126 127L128 128L129 126L127 125ZM126 127L124 126V128H126ZM133 127H135V125H132V128H133ZM139 127H138V128H139ZM161 127H162V128H161ZM179 127H180V126H179ZM191 127H192V126H191ZM208 127H209V126H208ZM240 127H241V126H240ZM7 128H8V127H7ZM13 128H14V127H13ZM13 128H11V129H13ZM17 128H18V127H17ZM59 128H60V130H61V127H60V126H59ZM59 128H56V129H59ZM68 128H69V126H68ZM70 128H71V127H70ZM76 128H77V126H76ZM76 128H75V130H74L73 127H72V129H73L74 131L77 132V129H76ZM96 128H97V127H96ZM110 128H108V129L105 128L106 131L108 130L107 132H106L105 130H102V131L100 130L101 132L98 130V133L100 132L99 134L101 135V137H100V135L97 136L98 133L95 134V133H94L95 131H94V132L92 131L93 134L95 135L94 138L97 137L99 140L103 139L104 141H106L108 138H110L111 141L114 140V142H115V141L118 142V143L120 144V145H118V146H121V145L123 144V142H124L126 139H127V141H128V139L133 138V137H135V141H138V140H136V139H137V137H136L137 135H135L134 133L128 131V129H124V128L122 127V128L119 129V130H120L119 132H121V133L118 134V132H117V135H116V130H114L115 133H113V135H111L112 133H110V130H111ZM154 128H155V127H154ZM166 128H164V129H166ZM220 128H221V127H220ZM241 128H242V127H241ZM252 128H253V127H252ZM18 129H19V128H18ZM44 129H45V128H44ZM47 129H48V128H47ZM117 129H118V128H117ZM121 129H123V130H121ZM148 129H149V128H148ZM148 129H146V130H148ZM167 129H166V130H167ZM172 129H173V128H172ZM181 129H182V128H180V130H181ZM192 129H193V127H192ZM224 129H227V128L224 127ZM228 129H229V128H228ZM249 129H250V128H249ZM8 130H10V127H9ZM21 130H22V129H21ZM50 130H51V129H50ZM66 130H67V128H66ZM84 130H86V128H85ZM84 130H83V131H84ZM87 130H88V129H87ZM136 130H137V129H136ZM139 130H140V129H139ZM150 130H151V129H150ZM155 130H156V129H155ZM157 130H158V129H157ZM180 130H178V131H180ZM234 130H236V128H235ZM239 130H240V129H239ZM16 131H17V130H16ZM25 131H26V130H25ZM52 131H53V130H52ZM55 131H56V130H55ZM63 131H64V130H63ZM117 131H118V130H117ZM140 131H141V130H140ZM176 131H177V130H176ZM187 131H188V130H187ZM189 131H190V130H189ZM189 131H188V132H189ZM227 131H228V130H227ZM262 131H263V130H262ZM5 132H7V131H5ZM9 132H11V131H9ZM12 132H13V131H12ZM19 132H20V131H19ZM28 132H29V131H28ZM28 132H27V133H28ZM30 132H31V131H30ZM59 132H60V131H59ZM65 132H66V131H65ZM70 132H71V131H70ZM76 132H75V133H76ZM78 132H80V131H78ZM96 132H97V131H96ZM104 132H106V133H104ZM111 132H113V131H111ZM144 132H145V130H144ZM146 132H148V131H146ZM218 132H219V131H218ZM220 132H225V131L223 130V131H220ZM229 132H230V131H229ZM241 132H242V131H241ZM263 132H264V131H263ZM17 133H18V132H17ZM17 133H15V134L17 135ZM22 133H23V132H22ZM25 133H26V132H25ZM25 133H23V135H24ZM61 133H62V132H61ZM61 133H60V134H61ZM75 133H73V135H74ZM102 133H104V136H103ZM135 133H136V131H135ZM142 133H143V132H142ZM148 133H149V134H148ZM148 133H147V134L150 135V132H148ZM164 133H165V132H164ZM164 133H162V134H164ZM180 133H181V131H180ZM182 133H183V132H182ZM216 133H217V132H216ZM230 133H231V132H230ZM238 133H239V132H238ZM251 133H253V132H251ZM4 134H5V133H4ZM4 134H3V135H4ZM6 134H7V133H6ZM11 134H12V133H11ZM11 134H10V135H11ZM19 134H20V133H19ZM19 134H18V135H19ZM33 134H37V133H33ZM49 134H50V133H49ZM49 134H48V135H49ZM54 134H56V133H54ZM58 134H59V133H58ZM58 134H57V136H58V138H59L60 135H58ZM76 134L79 135V133H76ZM82 134H83V133H82ZM82 134H80V136H79V137H80L79 139H81V140H82V138H83V137L81 138V135H82ZM106 134H107V135H106ZM165 134H167V133H165ZM173 134H174V132H172V135H173ZM186 134H187V133H186ZM186 134H184V135H186ZM214 134H215V133H214ZM220 134H221V133H220ZM220 134H218L217 137H218ZM225 134H226V133H225ZM231 134H232V133H231ZM0 135H1V134H0ZM16 135H15V136H16ZM23 135H22V136H23ZM29 135H30V133H29ZM61 135H64V134L62 133ZM70 135H72V134L70 133ZM83 135H84V134H83ZM133 135H135V136H133ZM140 135H141V134H140ZM143 135H144V134H143ZM148 135H147V136H148ZM153 135H155V134H153ZM172 135H171V136H172ZM182 135H183V134H182ZM182 135H181V137H182V139H183V136H182ZM240 135H241V134H240ZM240 135H239V136H240ZM1 136H2V135H1ZM35 136H36V135H35ZM75 136H76V135H75ZM105 136H107V137L105 138ZM108 136H109V137H108ZM145 136H146V134H145ZM147 136H146V137H147ZM150 136H152V135H150ZM179 136H180V135H178L177 137H179ZM186 136H188V134H187ZM211 136H212V134H211ZM211 136H209V137H211ZM224 136H225V135H224ZM237 136H238V135H237ZM4 137H5V136H3V138H4ZM12 137H13V136H12ZM18 137H19V136H18ZM25 137H26V136H25ZM28 137H30V136H28ZM28 137H26V138H28ZM84 137L86 138V136H84ZM102 137H103V138H102ZM139 137H140V136H139ZM173 137L175 138V135H173ZM173 137H172V138H173ZM177 137H176L175 139L178 140L179 138H177ZM209 137H207V138L209 139ZM217 137H216V136L214 137V135H213V138H216V139H217ZM3 138L1 137V138H0V141L4 143V142H6V137H5L4 140H3ZM20 138L22 139V137H20ZM31 138H32V137H31ZM35 138H36V137H35ZM40 138H41V136H40ZM40 138H39V139H40ZM50 138H53V137H51V135H50ZM54 138H55V137H54ZM72 138H74V136H73ZM75 138H76V137H75ZM85 138H84V139H85ZM92 138H93V137H92ZM100 138H101V139H100ZM141 138H143V137H141ZM141 138H140V139H141ZM174 138H173V139H174ZM207 138L205 137V139H207ZM211 138H212V137H211ZM222 138H223V137H222ZM225 138H226V137H225ZM232 138H233V137H232ZM236 138H237V137H236ZM236 138H235V139H236ZM263 138H264V137H263ZM1 139H2V140H1ZM12 139H13V138H12ZM16 139H17V142H18L19 138H16ZM16 139H15V140H16ZM28 139H29V138H28ZM28 139H23V140H27V142H28ZM36 139H37V138H36ZM39 139H38V141H39ZM43 139H45V138H43ZM63 139H64V138H63ZM70 139H71V137H70ZM77 139H78V138H77ZM79 139H78V140H79ZM84 139H83V140H84ZM98 139H97V140H98ZM105 139H106V140H105ZM112 139H113V140H112ZM173 139H172V140H173ZM227 139H228V138H227ZM238 139H239V138H238ZM238 139H237V140H238ZM23 140H22V141H23ZM29 140H30V139H29ZM32 140H33V139H32ZM72 140H73V139H71V141H72ZM74 140H76V139H74ZM81 140H80V142H81ZM92 140L94 141V139H92ZM97 140H95L96 143H98ZM99 140H98V141H99ZM132 140H133V139H132ZM132 140H131L130 142H127V141H126V145H127V143H128V144L130 143V146L132 145L131 143H133V145H134V142H135V141H132ZM212 140H213V139H212ZM212 140H210V141H212ZM224 140H225V139H224ZM240 140H241V139H240ZM20 141H21V140H20ZM34 141H35V140H34ZM43 141H44V140H43ZM63 141H66V140H63ZM67 141H68V140H67ZM67 141H66V142H67ZM71 141H69V142L66 143V149H67V151L65 150V148H62V149L65 150L66 153L69 152V154L73 153L72 151H74V149H75V148H73V147H74V144H73V145L71 144L72 142L74 143V141H72V142H71ZM101 141H102V140H101ZM104 141H103V142H104ZM173 141H175V142H174L175 144H173V142H172L173 145L176 146V144H177V147L180 146V143L178 142L179 140H178L177 142H176V140H173ZM194 141H195V140H194ZM206 141H209V140H206ZM216 141H217V140H216ZM233 141H235V140L233 139ZM263 141H264V140H263ZM13 142H14V140H13ZM24 142H25V141H24ZM27 142H25V143L27 144ZM40 142H41V141H40ZM46 142H47V141H46ZM77 142H78V141H77ZM77 142H75V143H77ZM213 142H214V141H213ZM213 142H207V143L210 144V145L215 144V143H213ZM239 142H241V141H239ZM239 142H237V143H239ZM244 142H245V141H244ZM255 142H256V141H255ZM3 143H0V144H1V145H5V144H3ZM19 143H20V142H19ZM19 143H16V141H15V144L20 145L21 143H20V144H19ZM29 143H31V141L28 142V144H29ZM82 143H83V142H82ZM99 143H102V142L99 141ZM105 143H106V142H105ZM109 143H110V142H109ZM192 143H193V142H192ZM195 143H196V142H195ZM201 143H202V142H201ZM211 143H212V144H211ZM225 143H226V142H225ZM225 143H224V145H226ZM233 143H235V142H233ZM6 144H8V143H6ZM12 144H13V143H12ZM23 144H24V143H23ZM23 144H21V145H23ZM44 144L46 145L47 143H44ZM48 144H49V143H48ZM63 144H64V142H63ZM78 144H79V142H78ZM124 144H125V142H124ZM124 144H123V145H124ZM172 144H171V145H172ZM208 144H207V145H208ZM219 144H220V143H219ZM222 144H223V143H222ZM222 144H221V145H222ZM8 145H9V144H8ZM8 145H7V146H8ZM10 145H11V144H10ZM21 145H20V146H21ZM29 145H32V144H29ZM33 145H35V144H33ZM53 145H54V144H53ZM53 145H51V146H53ZM64 145H65V144H64ZM103 145H104V144H103ZM115 145L117 146V144H115ZM200 145H201V144H200ZM210 145H208L207 148L213 146V145H212V146H210ZM242 145H243V144H242ZM12 146H13V145H12ZM51 146H50V147H51ZM77 146H78V145H77ZM77 146H76V148H77ZM82 146H83V145H82ZM89 146H90V145H89ZM93 146H94V144H93ZM106 146H107V145H106ZM130 146L128 145V147H130ZM205 146H206V144H205ZM228 146H229V145H228ZM233 146H234V145H233ZM21 147H22V146H21ZM21 147H20V148H21ZM26 147H28V146H25V149H27ZM35 147H36V146H35ZM39 147H40V146H39ZM39 147H38V149H39ZM41 147H42V146H41ZM46 147H48V146H46ZM61 147H62V146H61ZM79 147H80V146H79ZM84 147H85V146H84ZM190 147H191V146H190ZM216 147H217V146H216ZM236 147H237V146H236ZM242 147H243V146H242ZM245 147H246V144H245ZM16 148H17V147H16ZM23 148H24V147H22V149H23ZM28 148H30V146H29ZM53 148H54V147H53ZM53 148H52V149H53ZM85 148H86V147H85ZM106 148H107V147H106ZM117 148H118V147H117ZM120 148H122V147H120ZM124 148H126V146H125ZM181 148H183V147L181 146ZM213 148H215V147H213ZM213 148H212V151L214 150ZM222 148H224V147H222ZM260 148H262V147H260ZM32 149H34V147H33ZM32 149H31V150H32ZM44 149H49V148H44ZM52 149H51V150H52ZM78 149H80V148H78ZM184 149H185V148H183V151H182V152H185L186 149H185V150H184ZM209 149H211V148H209ZM226 149H227V148H226ZM233 149H234V148H233ZM263 149H264V147H263ZM75 150H76V149H75ZM80 150H81V149H80ZM114 150H116V149H114ZM132 150H133V149H132ZM193 150H194V149H193ZM234 150L236 151V148H235ZM238 150H239V152H238ZM238 150H237V152L239 153V156H238V155H236V156L239 157L240 161L242 160V161H241V162H242V165H241V166H243V168H244L243 170L245 171V169H247L250 165H249V166L246 165L245 162H247V161H243V160H244V157L241 159V157H242V156L240 157V155H241V154H240V151H241V150H240V149H238ZM244 150H245V148H244ZM249 150H250V149H249ZM259 150H260V149H259ZM38 151H43V150H38ZM45 151L48 152L49 150H45ZM45 151H43V154H44ZM77 151H79V150H77ZM77 151L75 152L76 155L79 154V152H77ZM83 151H84V150H83ZM85 151H86V150H85ZM126 151L129 152V149L126 150ZM215 151H216V150H215ZM215 151H214V152H215ZM217 151L219 152L218 149H217ZM217 151H216V152H217ZM220 151H221V148H220ZM225 151L227 152V150H225ZM254 151H255V150H254ZM263 151H264V150H263ZM87 152H88V151H87ZM124 152H125V151H124ZM187 152H188V151H187ZM190 152H191V151H190ZM228 152H229V151H228ZM228 152H227V153H228ZM231 152H232V151H231ZM241 152H242V151H241ZM45 153H46V152H45ZM53 153L58 154V153H56V152L54 151V149H53ZM106 153H107V152H105V154H106ZM220 153H221V152H220ZM223 153H224V152H223ZM227 153H226V155L228 156L229 153H228V154H227ZM244 153H246V152L244 151ZM250 153H251V152H250ZM252 153H253V152H252ZM41 154H42V152H41ZM46 154L48 155L49 152L46 153ZM46 154H44V155H46ZM182 154H183V153H182ZM184 154H185V153H184ZM201 154H202V152H201ZM224 154H225V153H224ZM247 154H248V153H247ZM257 154H258V153H257ZM86 155H87V154H86ZM103 155H104V154H103ZM191 155H192V153H191ZM206 155H207V154H206ZM226 155H224V156L226 157V158H225V159H226L225 162L227 163V164H226V163H225V164L228 165L227 160L230 161V157L227 159V156H226ZM55 156H56V155H55ZM73 156H74V155H73ZM79 156H80V155H79ZM222 156H223V155H222ZM246 156H247V155H246ZM250 156H251V155H250ZM259 156H260V154H259ZM24 157H25V156H24ZM77 157H78V156H77ZM86 157H87V156H86ZM185 157H186V156H185ZM191 157H192V156H191ZM234 157H235V156H234ZM238 157H237V161H238ZM252 157H253V156H252ZM29 158H30V157H29ZM193 158H194V157H193ZM195 158H197V156H195ZM20 159H21V158H20ZM20 159L18 158V160H20ZM22 159H23V158H22ZM31 159H32V157H31ZM49 159L51 160V158L49 157L46 161L48 162ZM56 159H57V158H56ZM232 159H233V158H232ZM62 160H63V159H62ZM16 161H17V160H15V163H16ZM20 161H21V160H20ZM20 161H19V162H20ZM27 161H29V160H27ZM27 161H26V162H27ZM46 161H45V163H46ZM193 161L195 162L194 159H193ZM196 161H197V160H196ZM22 162H23V161H22ZM24 162H25V161H24ZM26 162H25V163H26ZM35 162H36V161H35ZM39 162H40V161H39ZM197 162H198V161H197ZM197 162H196V163H197ZM206 162H207V161H206ZM230 162H231V161H230ZM252 162H253V161H252ZM25 163H24V164H25ZM37 163H38V162H36V165H37ZM52 163H53V162H52ZM56 163H57V162H56ZM65 163H66V162H65ZM65 163H64V164H65ZM82 163H83V162H82ZM199 163H201V161H200ZM250 163H251V162H250ZM255 163H256V162H255ZM18 164H19V163H18ZM26 164H27V163H26ZM28 164H29V165H28L27 167L30 166V162H29ZM49 164H50V163H49ZM59 164H60V162H59ZM201 164H202V163H201ZM239 164H240V163H239ZM247 164H249V163L247 162ZM13 165H14V164H13ZM22 165H23V164H22ZM33 165H34V163H33ZM57 165H58V164H57ZM57 165H56V168L60 169L59 166L61 167V165H58V166H57ZM18 166H21V165H18ZM25 166H26V165H25ZM25 166H24V168H27V167H25ZM230 166H231V168H233L232 165H230ZM245 166H246L247 168H245ZM255 166H256V165H255ZM255 166H253V167H255ZM30 167H31V166H30ZM36 167H37V166H36ZM228 167H229V166H228ZM239 167H240V165H239ZM251 167H252V166H251ZM16 168H17V167H16ZM19 168H21V167H19ZM31 168H32V167H31ZM56 168H55V169H56ZM64 168H65V167H63V169H64ZM226 168H227V167H225V170H227ZM231 168H230V169H231ZM240 168H241V167H240ZM240 168H237V169L240 170ZM12 169H13V168H12ZM14 169H15V168H14ZM63 169H61V170H63ZM230 169H229V170H230ZM10 170H11V169H10ZM21 170H23V169H21ZM21 170H20V171H21ZM102 170H103V169H102ZM229 170H227V171H229ZM234 170H235V168H234ZM28 171H29V170H28ZM231 171H232V170H231ZM250 171H251V170H250ZM26 172H27V170H25V173H26ZM58 172H60V170L57 171V174H58ZM101 172H102V171H101ZM233 172H234V171H233ZM237 172H238V171H237ZM247 172L249 173V168H248V171H245V173H247ZM23 173H24V172H23ZM25 173H24V174H25ZM29 173H30V172H29ZM102 173H103V172H102ZM212 173H213V172H212ZM212 173H209V175H210V176L212 175V177H210V178H212L211 180H214L215 178L213 179V177H214L215 173H214V175H213ZM228 173H230V172H228ZM241 173H242V172H241ZM245 173H243V175H245ZM59 174H60V173H59ZM231 174H232V173H231ZM234 174H235V173H234ZM237 174H240V171H239V173H236V175H237ZM25 175H26V174H25ZM113 175H114V173H113L111 176H113ZM228 175H229V174H228ZM236 175H235V177H236ZM121 176H122V175H121ZM231 176H233V175H231ZM239 176H240V175H239ZM246 176H247V175H246ZM208 177H209V176H208ZM229 177H230V176H229ZM237 177H238V176H237ZM240 177H241V176H240ZM240 177H239V178H240ZM243 177L245 178V176H243ZM59 178H61V177H59ZM123 178H124V177H123ZM166 178H168V177H166ZM166 178L164 177V179H163V178H161V180L159 179L160 182H161V181H163V182H161L160 184H158L159 186H158L157 188H158V190L160 189V190H159V193L162 191L163 195H162V193H160V194H161L163 197H164V195H165V197L167 196L166 198L171 197V198H170V199H171V203H172L171 206L174 208V210H176L175 213H177V214L179 215V213L182 211V208H180V207H183V208H184V206H185V208L188 209V205H189V203L186 202L187 200H184L185 198H183V196H181L182 193H180V192H181V191L179 190L180 188H179L176 184H175L176 186L174 185V181H173L172 179H171L172 181H170V178L167 180ZM230 178H231V177H230ZM233 178H234V176L231 178L232 182L234 181ZM239 178H238V179H239ZM244 178H243V179H244ZM56 179H57V181H58V178H56ZM61 179H62V178H61ZM121 179H122V177H121ZM125 179H126V178H125ZM62 180H63V179H62ZM62 180H61V182H62ZM116 180H117V179H116ZM123 180H124V179H123ZM211 180H210V182H211ZM40 181H41V185H42L43 182H42V180H40ZM127 181H128V180H127ZM208 181H209V180H208ZM38 182H39V180H38ZM47 182H48V181H47ZM51 182H52V181H51ZM51 182H50V183H51ZM61 182H60V183H61ZM123 182H124V181H123ZM212 182H213V181H212ZM212 182H211V183H212ZM237 182H238V181H237ZM39 183H40V182H39ZM50 183L48 182V184H50ZM58 183H59V182H58ZM60 183H59V184H60ZM129 183H130V182H129ZM216 183H217V182H216ZM233 183L235 184V182H233ZM238 183H239V182H238ZM208 184H209V183H208ZM51 185L54 186L55 184H54V185L51 184ZM126 185H127V184H126ZM214 185H215V184H214ZM52 186H51V187H52ZM55 186H56V185H55ZM55 186H54V188H55L54 191H55L56 193H58L57 191H58L59 189H56ZM209 186H213V185L211 184V185H209ZM37 187H38V186H37ZM57 187H58V186H57ZM207 188H209V187H207ZM217 188H218V187H217ZM52 189H53V188H52ZM190 189L194 191V192L192 193V195H195V194H196V195L199 197V195H200L201 193L203 194L204 191H205L204 194L207 195V200H208V201L206 202V205L204 204V207H202L203 204H201V203H203V202H201L199 205H197V207L195 206V210H197V209L200 207V209H201L202 211H205L203 214L206 213V214H205L206 217L208 216V220H210V222H211V223H209V222L207 221V222L209 223V225H211V226H209L210 229H206V228L204 229V230L206 231V233L204 234V237H205V238H203L204 240L202 241L203 244H204V247H203V253H204V254H203L202 256H203V259H204L203 261L206 262L205 264H227V263L231 264L230 262H233V261H232V258H233V260H234L233 263H235V262H236V258H235V257H236L237 255L240 256V257L237 256V260H240V258L242 259V252H243V254H244L245 251H246V250H245L246 246H245V248H244L245 251H243V249H242V252H241V249H240V248H242V246H240V245L238 244V243H240V239L242 240V238H240V239H239V242L235 244V246H234L235 248H234V249H230L229 251H227L226 244L228 243L227 240L229 239V238L227 237L228 235H226V233H224L221 229H218V228H217V227H220V226H218V225H222V223L220 224V222H218V221H220L219 218L216 217V216H217V214H216L217 212H216V211H217L218 208H219V207H218V203H219V202L217 203V201H215V199H216L215 196H217V195L214 193V191L216 190L215 187L213 186V187H211V188H209V189H206V190L203 189V190H202V188L192 186V184H191V188H190ZM131 190H133L132 187H130V191H131ZM125 191H126V190H124V193H123V194H124L125 197H126V196L128 197L127 194H128L130 191H129V190L126 191V192H125ZM216 191H217V190H216ZM240 192H241V190H240ZM240 192H239V193H240ZM53 193H54V192H53ZM59 193H60V192H59ZM125 193H127V194H125ZM157 193H158V192H157ZM242 193H244V191H243ZM242 193H241V194H242ZM48 194H49V193H48ZM48 194H47V195H48ZM51 194H52V193H51ZM129 194H130V193H129ZM55 195H56V194H55ZM55 195H54V196H55ZM196 195H195V197H196ZM48 196H49V195H48ZM162 196H161V198L165 200V198H163ZM202 196H203V195H202ZM46 197H47V196H46ZM52 197H53V196H52ZM57 197H59L58 199L61 198L60 195H59V196L57 195ZM71 197H72V196H71ZM125 197H124V198H125ZM127 197H126V198H127ZM193 197H194V196H193ZM195 197H194V198H195ZM203 197H205V196H203ZM128 198H129V197H128ZM200 198H201V197H200ZM55 199H56V198H55ZM55 199H54V200H55ZM196 199H197V198H196ZM0 200H1V199H0ZM3 200L6 201V199H3ZM124 200H126V199H124ZM198 200H199V198H198ZM5 201H4V202H5ZM8 201H9V200H8ZM55 201H57V200H55ZM72 201H73V200H72ZM118 201H120V199H119ZM126 201H127V200H126ZM1 202H3V201H1ZM61 202H62V201H61ZM67 202H68V201H66V204L68 205V207H66V205H65V208H69V207H71V206H69V205H72V204L70 203L71 201L68 202V203H67ZM123 202H124V201H123ZM5 203H6V202H5ZM5 203H4V204H5ZM9 203L11 204V202H9ZM51 203H52V202H51ZM56 203H57V202H56ZM58 203H59V202H58ZM58 203H57V204H58ZM0 204H1V203H0ZM6 204H7V203H6ZM185 204H188V205H185ZM219 204H220V203H219ZM2 205H3V203H2ZM42 205H44V204H42ZM42 205L39 204V207L41 206V209H43ZM52 205H53V204H52ZM44 207H45V206H44ZM217 207H218V208H217ZM222 207H223V206H222ZM226 207H227V206H226ZM2 208H3V206H2ZM60 208H61V207H60ZM185 208H184V210H185ZM202 208H203V209H202ZM179 209H180L181 211H180ZM187 209H186V210H187ZM224 209L226 210L227 208H224V207H223V211H224V213L226 214L227 210H226V212H225ZM43 210L45 211V209H43ZM52 210H53V209H52ZM68 210H70V208H69ZM201 210L198 209L197 211L200 212ZM49 211H50V210H49ZM193 211H194V210H193ZM197 211H196V212H197ZM46 212H47V211H46ZM46 212H44V213L46 214ZM55 212H56V211H55ZM199 212H198V213H199ZM42 213H43V211H42ZM44 213H43V214H44ZM47 213H48V212H47ZM181 213H182V212H181ZM181 213H180V214H181ZM194 213H195V211L193 212V214H194ZM0 214H1V211H0ZM43 214H41V212H40V216H41V215L43 216ZM59 214H60V213H59ZM73 214H74V213H73ZM193 214L191 213V215H193ZM6 215H7V214H6ZM46 215H47V214H46ZM46 215H45V216H46ZM52 215H54V214H52ZM71 215H72V214H71ZM191 215H190L189 217H188V216H187V217L190 218V219L192 220V218L194 219V217L191 216ZM8 216H9V215L5 216V218H4L3 216H2V217H3L4 219H6ZM45 216H44V218L47 217V216H46V217H45ZM56 216H58V218H57ZM59 216H60V215H56V214H55V217L52 219V220H55V219H56L57 222H56V221H53V222L51 221V222H50L51 224H50L49 222H46V223H48L47 225H49V224L51 225V226H49L50 229H51V228L53 229L52 226L55 225V224H56V228H57V226H59V225H58V219H59ZM65 216H67V215L65 214ZM9 217H10V216H9ZM9 217H8V218H9ZM11 217H12V216H11ZM49 217H50V214H49V216H48L47 218H48V219H51V217H50V218H49ZM62 217H63V216H62ZM176 217L178 218V219H177V222H178V221L181 222V221H182V220H181V217H184V216H181V215L177 216V215H175V220H176ZM206 217H205V218H206ZM225 217H227V214L225 215ZM3 218H1V219H3ZM60 218H61V217H60ZM179 218H180V219H179ZM188 218H187V221L190 222L191 220H188ZM240 218H241V217H240ZM240 218H239V219H240ZM245 218H246V217H245ZM245 218H244L245 221L243 220V218H242L240 221H241V222L244 221L243 223H245V224L248 225L250 222H248L249 220H248L247 218H246V219H247V220H246ZM9 219H10V220H9ZM9 219H6V220H5L6 222H4L3 220H0V222L2 221L1 224L3 223V225H4L3 228H2L3 225H1V227H0V264H27L28 261H30V260H29L30 257H29L28 259H27V258L25 259L24 257H26L25 254L27 253V251H29V249H28L29 247H28V246H30V241L26 240L27 238H26V239L24 238L23 233H24L25 231H23V232L20 233V235H19V233H18L19 230H23V229H24L23 227L21 228V225H20L21 223L18 224L20 221L17 223L15 219H14V221H13V219H11V218H9ZM39 219H42V218L40 217ZM48 219H47V220H48ZM64 219L66 220V217H64ZM217 219H218V220H217ZM62 220H63V219H62ZM67 220H69V219H67ZM7 221H8V222H7ZM10 221H11V222L13 221V222H12L13 224H10V223H9ZM42 221H43V220H42ZM48 221H49V220H48ZM69 221H70V220H69ZM240 221H239V222H240ZM250 221H251V220H250ZM55 222H56V223H55ZM212 222H213V224H212ZM221 222H222V221H221ZM251 222H252V221H251ZM5 223H9V224L12 225L13 227H11L9 224H6V225H5ZM15 223H16V224H15ZM54 223H55V224H54ZM182 223H185V222H182ZM23 224H24V223H23ZM52 224H53V225H52ZM19 225H20V226H19ZM204 225H205V224H204ZM5 226H6V227H5ZM8 226H9L10 228H12V229H9ZM15 226H16V227H15ZM23 226H24V225H23ZM45 226H46V225H45ZM60 226L62 227L61 224H60ZM66 226H67V225H66ZM207 226H208V225H207ZM213 226H215L216 229H215V227L212 228ZM19 227H20V228H19ZM70 227H72V226H70ZM240 227H241V226H240ZM15 228H17V229H15ZM18 228H19V230H18ZM46 228H47V226H46ZM184 228H185V227H183V229H184ZM13 229H15L16 231L13 230ZM52 229H51V230H52ZM59 229H60V227H59ZM67 229H68V228H67ZM183 229H182L181 234H182L183 232H186V233H187V229H184V231H183ZM244 229H245V228H244ZM248 229H251V228H248ZM24 230H25V229H24ZM48 230H49V229H48ZM48 230H47V232H48ZM51 230H50V231H51ZM60 230H62V231H63V234H64V229H60ZM69 230H70V228H69ZM69 230H68V231H69ZM52 231H53V230H52ZM180 231H181V230H180ZM180 231L178 232L179 234H180ZM205 231H204V232H205ZM15 232H17L18 235H17V233H15ZM20 232H21V231H20ZM55 232L58 233L59 231L56 229ZM65 232H66V231H65ZM69 232H70V231H69ZM199 232H200V231H199ZM199 232H198V234H200ZM246 232H247V231H246ZM246 232H245V233H246ZM257 232H258V231H257ZM48 233H49V232H48ZM50 233H51V232H50ZM53 233H54V232H53ZM67 233H68V232H67ZM21 234H22V235H21ZM26 234H27V233H26ZM46 234H47V233H46ZM59 234H61V232H59ZM63 234H62V235H63ZM179 234H178V235H179ZM181 234H180V235H181ZM54 235H55V234H54ZM18 236L21 237V238H18ZM49 236H50V235H49ZM64 236H65V235H64ZM64 236H61V235H60V237H64ZM66 236H68V234H66ZM183 236H184V235H183ZM183 236H182V237H183ZM237 236H238V235H237ZM240 236H241V235H240ZM247 236H248V235H247ZM247 236H245L246 239H248ZM50 237L52 238L53 236H50ZM60 237H59V238H60ZM182 237L179 238V239H180V240H179V242H180L179 244H181L182 248L186 251L187 249H190V247H189L190 243H189V245H185V244L187 243V241H186V243H185L184 240L182 239ZM201 237H202V236H201ZM242 237H243V235H242ZM245 237H243V239H244ZM248 237H249V236H248ZM22 238H24V240L26 241L25 243H24V241H23ZM48 238H49V237H48ZM51 238H50V239H51ZM56 238H57V237H56ZM227 238H228V239H227ZM21 239H22V240H21ZM29 239H30V238H29ZM44 239H45V238H44ZM53 239H55V238L53 237L52 240L49 241V244H50L52 241H53V242H52L51 244H53V243H55V242L57 243V240H55V242H54ZM62 239H63V238H62ZM64 239H65V238H64ZM184 239H185V238H184ZM226 239H227V240H226ZM236 240H237V239H236ZM27 241H28V242H27ZM46 241H48V240H46ZM69 241H70V240H69ZM231 241H233V239H232ZM58 242H60V241H58ZM226 242H227V243H226ZM243 242H244V241H243ZM27 243H29L28 246H27ZM56 243H55V245H56ZM225 243H226V244H225ZM229 243H230V242H229ZM246 243H247V242H246V240H245V244H246ZM33 244H35V243H33ZM61 244H62V241H61ZM187 244H188V243H187ZM240 244H241V243H240ZM243 244H244V243H243ZM245 244H244V245H245ZM25 245H26V246H25ZM58 245H60V244H58ZM63 245H64V244H62V246H63ZM236 245H237V246H236ZM238 245H239L240 247H239ZM249 245H251V244H249ZM51 246H52V245H51ZM247 246H248V245H247ZM252 246L254 247V249H253V247H252V249H253L252 252H253L254 250H255V252H254V253H251V254H255V255H253L255 258H254V257H253V258H254V259H257V258H256V255H258V254H257V251H256L257 247H255V245H252ZM18 247H19V248H18ZM26 247H27V248H26ZM33 247H34V245H33ZM68 247H69V246H68ZM193 247H194V246H193ZM243 247H244V246H243ZM248 247H249V246H248ZM248 247H247V248H248ZM15 248H16L17 250H16ZM21 248H24V249L26 248L27 250H24V249H21ZM57 248H58V247H57ZM60 248H61V245H60ZM71 248H72V247H71ZM201 248H202V247H201ZM20 249H21L23 252H22ZM30 249H31V248H30ZM248 249H249V248H248ZM64 250H65V249H64ZM184 250H183V251H184ZM201 250H202V249H201ZM17 251H18V252H17ZM25 251H26V252H25ZM42 251H43V250H42ZM21 252H22V253H21ZM44 252L46 253L47 251L44 250ZM44 252H43V253H44ZM198 252H199V251H198ZM240 253H241V254H240ZM22 254H23L24 256H23ZM239 254H240V255H239ZM249 254H250V253H248V255H249ZM20 255H21V256H20ZM27 255H29V254L27 253ZM18 256H20V257H18ZM243 256H244V255H243ZM250 256H251V255H250ZM250 256H249V257H250ZM34 257L37 258V259H39V258L36 257V256H34ZM34 257H33V258H34ZM23 258H24L25 260H24ZM31 258H32V257H31ZM35 258H34V261L37 260V259H35ZM199 258H200V256H199ZM234 258H235V259H234ZM238 258H239V259H238ZM246 258L248 259V257H246ZM246 258H245V259H246ZM250 258H251L252 260H254L252 257H250ZM14 259H15V260H14ZM113 259H114V258H113ZM200 259H201V258H200ZM40 260H41V259H40ZM110 260H111V259H110ZM242 260H243V259H242ZM242 260H241V261H242ZM252 260H251V261H252ZM112 261H113V260H111V262H112ZM116 261L118 262V260H116ZM116 261H115V262L113 261V264H115V263L117 264ZM255 261H256V260H255ZM49 262H50V261H48L47 264H50ZM108 262H109V261H108ZM111 262H110L109 264H112ZM35 263H36V262H35ZM40 263H41V262H40ZM45 263H46V262H45ZM51 263H52V262H51ZM106 263H107V262H106ZM106 263H105V264H106ZM150 263L152 264V262H149V261H148V262H147V261H146V262H144V261L141 262V264H150ZM203 263H204V262H203ZM240 263H241V262H240ZM28 264H29V263H28ZM118 264H119V263H118ZM120 264H121V263H120ZM237 264H238V263H237Z\"/></svg>",
  "mask_w": 264,
  "mask_h": 264
}]
</instances>
